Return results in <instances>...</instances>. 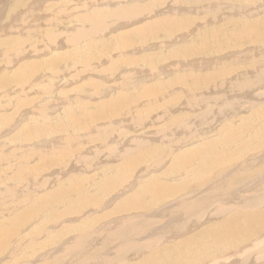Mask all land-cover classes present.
Returning a JSON list of instances; mask_svg holds the SVG:
<instances>
[{"label": "rangeland", "instance_id": "1", "mask_svg": "<svg viewBox=\"0 0 264 264\" xmlns=\"http://www.w3.org/2000/svg\"><path fill=\"white\" fill-rule=\"evenodd\" d=\"M8 1L9 2L7 3V2H5V0H3V1L0 0V3L2 2L0 4V6L3 5L4 2H5V4H8V5L4 6V9L5 8L6 9L2 10L3 13H1L3 17L0 20V23H2L0 25V40H3L4 43L9 42L11 45H13V44L17 43V41H18L17 36L18 35L21 36L22 38H25V39L30 38V37H34L33 40L36 42H39L38 47L39 48L44 47V44L40 43V42H43L41 40L42 38L41 39L36 38L37 36H36L35 30L32 33V35L31 34L29 35L28 27L26 26L25 28H23L25 16L31 12L30 10H32V12L35 13V11H33V10H35V8L32 9L31 7L32 6L36 7L35 3L37 2V4H39V3H41V1H39V0H37V1L36 0H11V1L8 0ZM34 1H35V3H34ZM55 1L54 0H45L44 4L39 5V7L36 9L44 15V16H42L43 19L45 18L44 20L47 21V19H49L48 13H50V16H52L53 14L55 15L56 13L60 12L59 9H63L66 5H67L66 7L68 9L78 8L79 9L78 12L81 13V16H84V15L91 13L92 11H94V9L99 10L101 15H104L106 13L104 15L105 17H103L102 22H100L102 25L100 24L101 25V26L99 25L100 27H98L97 29L91 30L90 35H92V37H91L92 39H89V40H90V42H96L97 40H96V38L94 39V37H96L97 35H98L97 36L98 40H100L101 38L106 40V42L104 44L105 45L104 46L105 52L107 51L106 48L109 47L111 57L114 56L115 52L112 50L113 44H111L112 46L110 45L111 40H109V39L113 38L114 34H115V36H117V34L119 32H121L124 35H126L127 30H129V33H133L132 30L133 31L137 30L139 27L147 24L149 21H152L154 23V25L157 27L158 25H156L157 24L156 22L159 21L161 18L169 19V20L166 19L167 21H173V20L175 22L180 21L178 23H182V24H185L187 26L184 29L179 30L180 32L177 30V31H174L175 33L174 32L169 33V34H172L170 36L171 38L175 37V35H176V37L174 38V39L177 38L176 40H178V39L180 40L181 36H185V38H183L182 40L179 41L178 44H176L177 48L181 47L179 45H185V47H186L188 44L192 43L193 41L194 42L196 41L197 43H199L201 40L204 39V37L206 36L208 31H209V33H211L213 30L214 34L216 31L215 35H216L217 39H223V41L221 43L223 47L220 44V49H218L219 47H217V46H219V44L214 45L212 47L207 48L206 50L201 51L198 55H194V56L189 57L191 59L187 58L190 63H187L186 65H184L185 67L182 65L184 67L183 70H189L187 72H190V70H191V73H193L194 75H196L197 77L200 78V77H204L203 75H206L205 71L208 73L207 70H209L210 68L212 69V67H210L213 65L212 63L215 64L217 62L216 63L217 65H218V63L223 65V63H221V62L224 60V63H226V62L230 63L231 62L230 64L233 67V71H232L233 73L227 74L225 79H223V80H225V84H224V81L219 78L218 80L214 79V80H217L216 83H214L212 85H207V83L209 81L205 83V80L200 78L201 82L200 83L196 82L198 84L197 89H199V90H197L196 93H191V92L187 91L185 88L180 89V87H182V86H179V87L177 86L176 88H175V86H173L174 88L170 87L171 89L168 87L169 88V89H167L168 93H165L166 89L163 90L164 87H161L162 86L161 84H163L165 86V83L167 82V80L170 78H174V76H177V74L182 76V73H177L178 69L177 70L173 69L174 71L169 72V74H167V75H161V74L157 75V77H155L152 80H148V81L140 80L139 84H135L136 79L139 76L130 75L131 70L129 71V69H126V71L128 70L127 72L124 70L121 73V75L119 73V77L115 78L114 80L110 76H108V77L103 76L104 78L102 77L101 79H104L106 81H101V79H99V77H98L100 75H97L98 79L100 80V83L103 82L102 83L103 85L98 83L99 82L98 79H95L96 75H94L95 77H92V79L82 78V80L83 79L84 80L83 81L81 79L78 80V82L80 81L79 83L77 81H75L76 84L74 83V81H72L73 78L72 79L67 78L66 80L62 79L61 81H59V83L62 82L64 84L63 85L61 83L62 84L61 87H63V90H64L63 91L64 97L62 99L59 98V94H58V96L55 95V96H57V97H55L54 94L52 93V90H50L51 87H53L52 83L44 82L43 80L39 83L38 87H40V88L36 87L33 91H31V92H33V94H31V92L26 93L25 89L22 90L21 92H19V94H18V92L16 93V86H9V88L7 89V92L11 93L14 90L13 94L11 96L6 97V99H5V97L0 98V111H1L0 112V196H1V198L4 196L2 199H0V212L5 213L6 207L8 208L9 206L11 207V205H12V207L14 209H16L15 213H17V211H18L17 214H19V212H20V214H21V212L22 213L24 212L23 213L24 216H22L23 218L21 217L22 220L15 221L11 225H10L11 221H10V223L4 221L5 216L4 217L0 216V231H2V232H0V234H1L0 235V241L2 242V245L0 243V246H3L2 248H0L1 249L0 250V264H42L43 263L42 261H44V260H45L44 262H47V264H54V263L57 264V262H58V264H78V263L79 264H83V263L84 264H93V263H95V264H105V263L106 264H111V263L112 264H119V262L120 263L121 262L126 263V264H127V262H128V264H137L140 262V257H141V259L142 258L149 259L152 256V258H153L152 262H153L155 259V254H157V252H161V255H162L161 260L163 261V260H166V259L171 257V256H169V253L165 250V247L168 248L169 245H175V242L185 240V238H188V237L191 238L192 236H195V237L198 236L199 238L194 240V242H192L191 245H186L187 247L184 245L182 249L178 250V252L180 251L181 253H183L182 252L183 249L185 250L184 251L185 255H183L180 258V260L177 261L178 264H183L185 259H186V262L184 264H194V263L195 264H206V263L210 264V262L212 263V261H214L215 259H217L219 257L222 258L221 256L223 254L225 257H227V258H224V260L226 259L227 264L228 263L229 264H261V263L264 264V258H263L264 256L262 257L263 259L260 260V262L255 260L256 259L255 257H257V258L261 257L262 253H260V252L262 250H264V245H263L262 249L260 248V249L254 250V251L251 250L254 253L250 251L245 256H243V255L236 256L235 253H236L237 248H235V249L231 248V246H233V244H230V245L227 244L226 246H224L223 242L218 243V242H214V241L209 242V240L205 241V240H207V239H205L206 238L204 236L205 234H201L203 230H206L205 227H209L210 224L211 225L217 224L219 221H221L224 218V215L226 217V214H221L219 217L214 216L213 214H212L213 216L211 215L212 212L215 213V211L218 209V205L220 203L221 204H225V203L229 204V206H228V211H229V207L231 205L230 203H233L236 201L235 200L236 197H234V196H232V198L234 197L235 199L233 198V200H232V198L230 197L229 200L228 199L221 200L222 202L220 201L219 198H217V200H215L216 209L214 211H212L213 210L212 201L214 202V200L210 201V198H208V196L211 197L212 195L216 194L218 190L219 191L222 190L221 192H224V188H227L228 184H230V185L234 184V185H236L235 189H236V187H237V189H239V193L238 192H237L238 194L236 193L237 195H239L238 198L241 195L251 194L250 196H247L246 199L243 198V200L241 201L242 206L247 205V203H250L251 201H254V200H257L261 203H264V199H262V201H261L262 196H264V170H263L264 169V157H263L264 156V130H262V129L260 130V128L262 126H264V77H263L264 74L261 76L259 74V71H261L260 69L263 68V66H264V57H262V56H264V42L258 41L260 43H256L255 40L238 39V40H234V41L232 40L234 45H233V43L230 45V43L232 41H228L229 43L226 41L227 32L233 33V32H236L237 29L239 30V28H242V26H241L243 23L242 20H246L247 22H251V23L258 22L261 20H262V22H264V0H218V1L217 0H211V1L210 0H157L158 2H156V0H115V1L114 0H100V1L95 0V2L93 3L94 5L92 4L91 6L89 3L90 0H59V1L55 0ZM212 1H214V2H212ZM61 2H63L64 4L63 3L61 4ZM75 2H77V3H75ZM148 3H149V5L155 6V8L153 7L154 8L153 10H150L152 13L150 11L148 12V10H146V9L140 10L144 14L147 13L146 15H144L143 13H141V15H140V13L138 14L137 12H136L137 14H135V13L129 14L128 13L129 14V20H131V19H133V20L130 21L131 23L129 25H125L126 27L125 26L122 27L119 24V23H121L122 19H124V18L121 19V18H117L116 16H111V17L108 16L113 10L114 11L117 10V12H114V11L113 12L116 14H119L120 11H124L127 7H128L127 9L130 11L132 8H134L135 4L136 5L139 4V6L144 7V6H148ZM77 4L80 6H78ZM175 4H177V5H175ZM58 5H59V9L57 7ZM63 5H65V6H63ZM62 6H63V8H62ZM51 7H55V10L48 12ZM129 7H130V9H129ZM158 8H160V9H158ZM155 10H156V13H155ZM99 11H98V13H99ZM52 12H55V13L52 14ZM149 13H150V16H148ZM155 14H157V15L155 16ZM167 14H169V15H167ZM28 16H31V15L28 14ZM133 16L134 17L136 16L135 19ZM32 18H31V21H32ZM12 19H14V21H12ZM202 19L206 20V21L201 22ZM233 19H234V22H233ZM35 20L38 23L36 25H33V27L36 30H39L41 32H45L46 28H49L48 26L46 27V25L43 22L39 23V19H35ZM63 20H66V17H63V19L61 21H63ZM124 20H128V19L125 18ZM154 20H157V21L155 22ZM17 21L18 22L20 21V23L17 24L19 29L15 28L16 27L15 22H17ZM237 21H239L238 23H241V24H238ZM225 22H226V24H230V22L231 23L233 22V23L225 26ZM21 23H23V24H21ZM84 23H86V24H84ZM51 24H54V23H51ZM82 25H85V27H87V28L83 27L84 29H90L89 24H87V22H82V23L78 24V26H75L74 24H71L70 26H67V27H64L63 25L59 26L60 27L59 31L64 33V38L66 39L70 34L73 33L75 28L80 27ZM237 25L240 27H237ZM198 26H199V28H198ZM223 26H225L224 30L222 29ZM54 27H55V31L59 33L58 27L57 26H54ZM112 28H113V30H112ZM123 28L127 29V30H124L125 31L124 32L123 30H121ZM14 29H16V30H14ZM23 29H25V30H23ZM154 29H159V30H158V34H154L152 39L155 40L156 44L160 45L162 48L160 46L157 47L158 50H156V48H154L153 50L155 52H153V54H152V51H150V50L148 51V49H147L146 51L148 52V54L147 53H141V52H137V53L135 52L136 54L134 53V55H136L137 57H140L141 55L144 54L145 57H154L156 59L155 63H157V65H158L161 62L160 56L163 53L162 51L164 49L161 41L163 40V43L167 44V42L170 39L168 38L169 35L167 33L162 34V30H164V28H162V30H160L161 27H157ZM185 29H187V31ZM18 31H19V33H18ZM98 32L102 33V34L100 35ZM116 32H117V34H116ZM218 32L220 34H217ZM129 33L126 35L127 40L128 39L131 40V38H132L129 36ZM174 39L172 38V40H174ZM225 42H226V44H225ZM86 43H88V42H86ZM86 43L84 42V44H86ZM151 43H153V41H151V38H150V40L148 41V46L151 45ZM223 44H225V45H223ZM255 44H257L258 47ZM261 44H262V48H260ZM227 45L229 47H227V49H226ZM235 45H236V47H235ZM259 45H260V47H259ZM83 46L84 47H82V49L77 51V52H79V54L74 52V50L67 49L63 45H61L60 48H61V50L67 49L68 50L67 54L70 53V51H71V53H70L71 55L76 53V57L78 56V59L77 58L74 59V61L72 63L73 64L75 63L76 65L79 66L80 65L79 61L85 55H88L90 53L89 52L90 49L88 50L86 45H83ZM99 46H100L99 49H101L102 46L101 45H99ZM173 46L174 45H170L167 48H165V50H164L165 55L163 54V56H166L167 54H170V52H173ZM231 46H232V48H230ZM233 47H235L237 49L236 52L233 50ZM223 48H225V50H223ZM61 50L57 49L56 50L57 52L56 51L52 52L51 57H54L58 52L61 53ZM217 50H219L221 53L220 52L218 53ZM150 52H151V54H150ZM205 53L208 54L209 58H206L207 55L205 56ZM218 54L219 55L221 54V56H219ZM45 55L49 56L50 53H45ZM211 55H213V56L215 55V57L211 58ZM203 56H205V57H203ZM216 58L218 60H215ZM259 58H260V60H258ZM38 60H41V59H38ZM191 60H192L193 64H192ZM199 60H200V62H199ZM250 60L251 61L255 60L257 63V64L255 63V64L257 66L258 65L259 66L257 67L254 64L253 65L254 67L251 66L252 68L251 67H244L246 64H249V62H251ZM20 61H22V60H20ZM97 61L98 62L96 64L100 63L98 65V67H103V66L106 68H107V66L109 67V60H107V61L105 60L102 62H100L101 60H97ZM195 61L198 63H196ZM59 62L60 63H58V67L56 70L62 71L63 66H65V64L62 63L63 61L62 62L59 61ZM205 62H207V63H205ZM166 63H168V62H166ZM172 63H177V62H176V60H173ZM62 64H63V66L61 67ZM202 64H204L203 65L204 67L202 66ZM192 65L194 66V68H191ZM198 65H200V66L198 67ZM175 66L176 65H174V64L169 65L170 68H175ZM68 67L70 69L73 68V66L72 67L68 66ZM149 67H150V65L147 64L142 69H148ZM44 68H46V66L42 68L41 73H43ZM219 68H220V65H219ZM245 68H247V70H245ZM258 68H260V69H258ZM48 69L49 68L47 67L46 70H48ZM183 70H180V71H183ZM234 70H235V73H234ZM257 71H258V73H257ZM255 74H257V75H255ZM124 75H130L131 79L133 80L132 82H134V83H133V85L128 86V87L126 86L127 84H125L124 88H127L126 90L123 88V86L118 87L117 89L116 88L111 89L112 91H109L110 92L109 96L110 97H111V95L113 97L116 96L115 97L116 99L113 98L112 100H117L116 103H118V95L120 93H124V91H125V93H128V95L127 94L126 95L129 96L130 98H128L127 96L124 95V97H123L124 99L123 98L121 99V101L123 103L128 101V100H131L133 97H139V95H141V94H139L141 92V90L146 89L143 86L148 85V86L152 87L154 91L156 88L158 89V90L156 89L157 93L151 91L152 88H151V90H147L150 92L149 95H152L155 93L157 95L159 94V97H157V95L155 94L156 97L152 98V102H151L152 105L150 104L152 107H149L150 105H147L148 103H150V102H148L150 99H149V96H146V99L139 100V103H137L136 105H133V104L124 105L118 110V112L116 111L117 114L115 115V118L118 117V119L117 118L116 119L119 122L116 119H114V122L111 123L109 120L107 121V119H103V120H101L102 122L99 121L98 123L93 125V127H92V123H90L89 125H86V126H84V124L78 125L79 127L73 126V122L70 119H68L69 115H73L72 113H75L74 116L80 117L81 116L79 114V113H81L79 111L80 107H81L80 104L82 105L83 101H85V102H83V104L87 103L86 102L87 100H88V103L90 102V107L93 108V110L92 109L89 110L90 112H97V110H98V112L102 111L104 109L101 107L103 99L105 100V98H108L109 96L105 97L103 95L98 94L101 92V88L106 87L108 85L112 86L111 84H113V85L116 84V85H114L115 87L118 86L117 83L118 84L122 83L119 81L125 80V79H122V78H124V77H122ZM229 75H230V77H229ZM106 77H107V79H106ZM235 77H236V79H235ZM245 78L246 79L252 78L251 80H253V82H252V84H250L251 88L249 87V89H248V86H243V88L239 86L240 89H236L235 91L232 89L233 91H230L231 89H229V86L231 85V83L232 84H235V83L238 84V82L240 81L239 82V84H240L244 81ZM30 79L28 80L29 84L26 83L28 85V87L33 85V83L31 82L32 78H30ZM110 79H111V82L109 81ZM131 79H129V80H131ZM191 79H193V78H191ZM191 79H189L188 81L189 82L192 81ZM85 80L86 81L92 80V82H94L98 85H101V86H97V85L95 86L92 82H87V83L92 84V85H90V87L89 86L85 87L84 86V84L86 83ZM229 80L231 81V83ZM37 81H39V80H37ZM142 81L145 83H143ZM220 81H222V82H220ZM236 81H238V82H236ZM190 83H188V84L190 85ZM221 84H224V85H221ZM228 84H230V85H228ZM66 85H67V87H66ZM75 85H76V87H75ZM158 85H159V87H158ZM202 85H204L203 86L204 88L202 87ZM49 86H50V89H49ZM78 86L79 87L80 86L85 87L82 91L80 90L81 93H79V87ZM212 86H213V90H212ZM92 87L93 88L97 87V88L96 89L94 88L95 89L94 90ZM239 87H237V88H239ZM230 88H231V86H230ZM70 89H72V90H70ZM85 89L86 90L88 89L87 93H86ZM92 89H93V92H95V93H92L93 96L96 95L94 98L89 97ZM139 89H140V91H139ZM178 89H180L179 93L181 90H183V91H181V92H183V93H181L183 95L180 94V96L177 100V98L176 99L173 98L172 94L178 93ZM202 89H204V90H202ZM60 90H62V89H59L58 93L61 92V94H62V91H60ZM160 90H162V91H160ZM168 90H170V91H168ZM195 90H196V88H195ZM97 91H99V92H97ZM200 93H202L201 96H199ZM204 93H206V95ZM68 94L71 95L72 97L69 96ZM78 94H81V95H78ZM189 94H190V96H189ZM44 95H49V96L46 99H44L43 102H41V101L37 102L32 108H30L29 106L27 108L24 107L21 111L19 110V112L13 111L12 106L8 105V103L10 102V100L12 98H15V99H13L15 102H16V99H18L17 101H19V99L24 100L26 98L24 101H28V103H31V101L36 102L37 99L41 98ZM66 95H68V96H66ZM167 95L170 97H168ZM73 96L75 98L77 96L78 97L80 96L79 100H81V101L83 100V101L80 102L79 100H77L78 97L75 99ZM171 96L173 98L172 99L173 101H171V99H170ZM73 98L76 102L75 101L72 102V100H70L71 101L70 104L66 103V100L73 99ZM96 98H98V99H96ZM167 98H168V100H167ZM188 98H189V100H187ZM53 99H56L58 101L59 100L60 101L65 100V102L62 101V103H60V105L59 104L56 105L57 102H55V100H53ZM165 100H166V102H165ZM169 100H170V102H169ZM174 100L175 101L177 100V103H179V100H180L181 105L184 107H182V106L180 107L179 104H177V106H179V107L176 108L175 107L176 103ZM190 100L191 101L193 100V102L190 103ZM195 100H197V101H195ZM77 101H79V102L77 103ZM99 101L101 102V104ZM162 101L165 103H163ZM19 102H22V100H20ZM44 102H45V104H44ZM74 102L76 105L74 104ZM146 102H148V103H146ZM172 102L175 105H172L173 104ZM194 102L196 105L194 104L193 105L194 107L191 106L192 107L191 108L190 105H192ZM41 104H43V105H41ZM91 104H92V106H91ZM141 104H142V107H141ZM156 104H158L160 107ZM4 105L10 106V108L6 109L5 112L2 111V107ZM71 105L75 109L71 108L72 107ZM154 105H156L157 108ZM164 105H165V107H164ZM186 105H188V106H186ZM30 106H32V105H30ZM43 106H46V107H43ZM136 106H139L140 108L136 107ZM162 106H163L164 110H163V108H161ZM201 106H202V110H201ZM133 107H136L135 109H137V110H133L134 109ZM147 107L149 108L148 110H147ZM25 108L28 111H26ZM33 108L38 109V112L34 113ZM68 108H70V109H68ZM114 108H115V104L113 105V108L111 110V114H113L114 110H116ZM165 108H167V109H165ZM168 108L170 111L168 110ZM170 108H172V109H170ZM188 108H190V109H188ZM203 108H205V109H203ZM208 108H210V109H208ZM87 109H89V108H87ZM150 109H152L153 112ZM207 109L209 110L210 113L208 112ZM94 110H96V111H94ZM145 110H147L148 112ZM165 110L167 113L165 112ZM179 111H181V112L179 113ZM2 112H4V113H2ZM164 112H165V114H164ZM15 113H16V115H15ZM76 113H78L79 115L78 114L76 115ZM159 114L164 115L165 117H167V115L169 114V117L164 118V117H161ZM8 115H10V117H8ZM14 115H15V117H14ZM183 115H184V117H183ZM201 115H203V120L201 118ZM206 115H208V116H206ZM140 116H142V117H140ZM199 116H200V118H199ZM204 116H206V117H204ZM121 117L124 120L122 122H121V120H122ZM124 117H125V119H124ZM191 117H196L197 120H195V118L193 120V119H191ZM19 118H20V120H18ZM119 118L121 120H119ZM176 118H180L179 123L176 121ZM186 118H189V119L193 120V122H196V123H193L192 121L190 122V120L189 119L187 120ZM8 119H10V120H8ZM17 120L20 122H18ZM184 120L187 122L186 123L182 122V123L184 125L188 124L187 126L185 125L186 127L184 126L186 128V130L184 129L183 132H179L184 127H183V124H182V126L178 125V124H180L181 121H184ZM233 120L235 121L234 123L232 122ZM188 121L190 123H188ZM205 121L210 122V124L209 123L204 124ZM258 121H261V122L256 123ZM21 122H22V124H21ZM45 122H49L51 125L49 127L48 126L46 127ZM60 122L62 123L63 126L65 125L64 127L66 129H64V130L59 129ZM103 122H106V123H103ZM109 122H110V124H109ZM114 123H116V124H114ZM191 123H193L191 125V126H193L192 128H190ZM200 123H202L207 130L205 128L203 129L204 126H202ZM113 124H114V126H113ZM176 124L178 125V127L177 126L173 127ZM232 124L234 125L233 127L235 129L239 128L240 131H237L238 133L234 131L233 136L237 139V142H233V143L229 144L227 147L232 148L229 150V148H227V147H225L219 143L221 142L220 141L221 139H224V140H226V138L228 140L233 139V136L232 135L229 136V134L227 132V129L229 130V127ZM243 124L245 126H248L249 128H251L252 131L250 132L249 130H246L245 128H243V129H245V130H243L242 129ZM128 125H130V126H128ZM55 126H56V128H55ZM111 126H113V127L111 128ZM123 126L125 127V129H123ZM196 126H199L198 128L203 129V132H201L202 130L200 131V129L196 130L197 129ZM89 127H90V129H92V128L93 129L89 130ZM166 127L168 128V130L166 129ZM187 127L190 129H188ZM194 127H196V128H194ZM42 128H44L45 130H43ZM126 128L127 129L129 128V130H127ZM156 128H158V130ZM162 128H163V130H162ZM32 129H36V130H32ZM75 129H77V131H75ZM164 129H166V130L164 131ZM192 129H193V131H192ZM194 129L196 130V132L194 131ZM28 130H30L29 133L27 132ZM169 130H171L170 133H173V134H174V132L178 131V133L176 134V137L178 139L176 141L173 140L174 142H172V143H175L178 141V144H180V142L184 138H186V139L188 138L189 140L187 139L186 141L181 143L182 145H184L185 143L187 145H189V143H190V146L179 145V147L180 146H182V147L174 149L173 153L176 155V154H181L184 151L187 152V150H189L190 151V153L188 154L189 161L192 160L191 162L197 163V164H192L190 162L189 166H188L187 165L188 162H187L186 163L187 166L186 165H185L186 167L184 166L185 172L170 173V175L173 174L172 176L178 175L176 178H172V177H170V175H166V177H164V175L166 173H168V170H170V168H172L173 166L174 167L176 166L178 170L179 169L181 170V168L183 167L182 166L183 164L180 163L181 166L178 164V160L172 161L170 158L168 159L169 162L166 160H162L164 158L165 154H169L166 150H168V151L172 150V149H170V147L168 148V146H167V145H169V143L168 144L164 143V142H166V141H164L166 139V137H162L165 134V132H169ZM33 131H35V132H33ZM52 131H53V133H52ZM107 131H110V132L108 133ZM152 131H154V133ZM172 131H174V132H172ZM85 132H86V134H85ZM144 132H145V134H144ZM194 132H195V134H194ZM31 133H33V134H31ZM59 133H60V135H59ZM62 133L65 135V137H64V135H62ZM158 133L159 134L162 133L163 135L160 134L158 136ZM170 133H167L166 136L171 135V137H173L172 134H170ZM204 133H207L206 135H208V136H204L205 135ZM220 134H221V136H219ZM72 135L73 136L76 135V137L74 136L75 138L78 137L77 140L75 138L73 139V140H76L75 142L71 139L73 137ZM201 135H202V137H200ZM124 136L126 137V139ZM66 137L68 139H66ZM159 137H161V138H159ZM86 138H88V139H86ZM112 138H113V140H112ZM160 139H162V140H160ZM106 140H108V141H106ZM70 141L72 142L73 145L71 144ZM246 141L249 143H247L246 145L242 144L243 142L246 143ZM66 142H67V145L63 144ZM138 142H139V144H138ZM59 143H61V144H59ZM75 143H76V145H75ZM146 144H148V145H146ZM223 144L225 145V142H223ZM62 145L64 146V148ZM74 145L76 147H74ZM142 145H144V146H142ZM154 145H156V146H154ZM203 145H205V146H203ZM211 145L212 146L213 145L218 146L219 148H217V149H220V150H218L219 152L221 151L222 153L224 152L225 154H227L226 157H224V155H223V158L226 159V160L224 159L226 161L224 163V168L228 167L227 165L231 164L230 162H228L229 159H232L231 162L235 163L234 166H230V168H232V167H234V168L229 169V171L225 174V175H227L226 176L227 179H225V182L223 180L221 184L220 183H219V185L216 184L217 186L214 185V182H216V180L219 179L218 175L220 173L219 174L217 173V175L215 177L214 173H212V172L210 173V172L205 171L207 168L206 166H208L209 163L212 164V158H213L214 154H211L208 151H207L208 154L201 152L200 154L202 156L200 154L199 155H195V153L193 154V152H196V150H199L198 149L199 147H201L203 149L207 148V150H209ZM151 146H153V147H151ZM139 147L143 148V149H140ZM60 148H62V149H60ZM66 148H68L67 151H66ZM147 149L152 150V155L151 154L150 155L140 154L141 151L147 150ZM177 149H179V150H177ZM241 149H242V151H244L243 153L240 152ZM64 150L67 153H62V151H64ZM108 150H110V152ZM116 150L118 153L116 152ZM236 150H238V151L236 152ZM60 151H61V153H60ZM111 151H112V153H111ZM124 152L125 153L126 152H128V153L132 152V153H131V156L127 153H126L127 156L126 155L124 156V154H123ZM59 153H60V155H59ZM116 153H117L119 159L117 156H115ZM61 154H65L64 157ZM122 154H123V156H119ZM133 154L134 155L136 154V155L134 156ZM229 154H230V156H229ZM67 155H68V157H67ZM109 155H111V156L113 155V156L110 157ZM24 156H26V157L24 158ZM41 156L44 160L41 158ZM60 156H61V158H60ZM239 156L243 157L242 159H240V161H239V158H240ZM124 157L125 158L127 157L126 160H124L125 159ZM121 158L123 161H126L127 163L123 164V161H121ZM199 158L201 160H198ZM40 159H42V160H40ZM148 159H150V160H148ZM206 159H207V161H206ZM203 160H205V161H203ZM210 160H211V162H210ZM41 161H42V164H41L42 167H40ZM68 161H70V162H68ZM114 161H116V162H114ZM128 161H129L130 165H129ZM199 161L203 162V163H201L203 166H200L201 164L199 163ZM159 163H160V165H159ZM161 163L162 164L165 163L166 165L165 164L162 165ZM247 164L248 165L250 164L251 166L250 165L246 166ZM126 165H127V167H128V165H129V167L131 166V168L125 167ZM122 166H124V167H122ZM216 166L220 167L221 165L220 166H218L216 164L214 166L212 165V167H214L212 169L217 171V170H219V168L218 169L215 168ZM38 167H39V169H38ZM73 167H75V168H73ZM204 167H206V168H204ZM221 167L223 168V165ZM33 168H37V169H33ZM43 168H44V171H43ZM125 168H126V171H125ZM190 168H192V170ZM144 169H146V170H144ZM232 170H233V172H232ZM240 170L244 171V177L247 176L248 173L253 172L254 173V175L252 177L253 179L250 178L249 182H244V181H242L243 179H239L238 182H236L237 180L235 181L236 184L228 181L229 179L234 177L236 174H238L237 172L238 171L240 172ZM165 171H166V173H165ZM256 171H258V173ZM187 172H189V173H187ZM233 173H234V175H233ZM56 174H57V176H56ZM69 174H70V176H68ZM72 175H74V176H72ZM122 175H124L125 177L121 178V177H123ZM179 175H181V176L179 177ZM262 175H263V177H262ZM202 176L204 177V179L206 178L205 180H202L204 183L202 181H200L201 179H203ZM211 176L216 179L215 180L213 178L214 182L212 181ZM46 177H47V179L50 178L49 181L46 179ZM51 177L53 179H51ZM56 177H58V180L56 179ZM207 179H208V181H207ZM209 179H210V181H209ZM69 180H71L70 183H69ZM152 180L155 182L161 181L163 186H165L166 188L168 187L169 191L167 193L169 194V196L166 197L167 199L166 198L165 199H157L156 194H154V193H156V190H149L147 188L149 185H151ZM226 180H227V183H226ZM247 180H248V178H247ZM240 181L243 182V185L241 184L242 182H240ZM47 182H48V184H47ZM250 182H251V184H250ZM57 183H59V184L61 183L62 187H59V184L57 185ZM71 183H72V185H71ZM63 184H65V185H63ZM74 184H76V185H74ZM77 184L81 185L80 187L84 189L83 193L75 191ZM111 184L113 186H111ZM246 184L249 185L248 188H247L248 185H246ZM244 185H246V186H244ZM218 186H220V187H218ZM223 186H224V188H223ZM63 187L65 189V193H66V190L69 189V187L71 188L72 191L74 190V193L73 192L70 194L68 193L64 196V197L69 198V201H67L69 203L65 202L63 204V201L61 199H56V200L48 199L46 194L52 195V196L48 195L50 197H55L57 194L61 195V192L62 191L64 192ZM175 187H178V188H175ZM221 187H222V189H221ZM56 188H57V190H56ZM59 188H60V192H59ZM211 189H213V190H211ZM115 190H116V192H114ZM258 190H259V192H258ZM108 191H109V193H108ZM117 191H118V193H117ZM256 191L258 193L256 196H254L253 194ZM159 192L160 191H157V193H159ZM134 193H139V195H140L139 200L137 198H133ZM112 194H114V195L112 196ZM179 194H180V196H179ZM24 195L25 196H32L31 199H26L27 201L31 200L32 202L28 201V202H30V203H28L25 200H24L25 202H22L23 200H20V199ZM109 195H111V196L109 197ZM228 195L229 194L226 193V197ZM258 196L260 197L259 199H258ZM174 197H177V198H174ZM43 198H44V200H43ZM70 198H71V200H70ZM170 199H173V201L168 202L169 204L166 203L167 200H170ZM83 200H84V202H83ZM140 200H142V201H140ZM198 200L204 201L205 209L200 208L197 211L198 214H197V212L193 211L192 213L187 214V218H186L185 213H187V212H183V211H187L186 207L188 209L190 208L191 210L196 211V207L194 205H197L195 203H198L197 202ZM90 201H92V202H90ZM229 201H230V203H229ZM12 202H14V204ZM21 202H22L23 208L20 207ZM98 202L100 203V205ZM118 202L119 203L122 202L123 204L122 203L117 204ZM135 202L137 204H135ZM179 203H181V204H179ZM26 204H28V205L30 204V205L28 206ZM124 204H125V206H124ZM129 204H132V205H129ZM182 204H183V206L188 205V206H185V210H184V208H182L183 206L181 207ZM24 205H26V206H24ZM141 205H142V207H141ZM126 206H128L129 208H130V206H132L133 211H131V210L127 211L128 207H126ZM136 206L137 207L140 206V207H138L140 209H137ZM263 206H264V204H263ZM18 207H20V208H18ZM155 207H157V208H155ZM4 208H5V210H4ZM34 208L37 211L31 212L30 209H33V211H34ZM38 208L40 211L38 210ZM118 208H121L120 210H122V211H120ZM124 208L126 210L123 213ZM134 208H136V211H134ZM209 208H212V210ZM225 208L226 207H224V209ZM231 208L233 209V207H231ZM248 208L251 209L250 206ZM24 209H26L28 212H25L26 210H24ZM116 209H118V210H116ZM177 211L179 212L180 216H179ZM89 212H90V214H88ZM91 212H92V214H91ZM125 212H129V214L125 213ZM175 212L177 214H175ZM181 212H183V213H181ZM200 212H202L201 213L202 216L199 215ZM121 213L126 214V215H123V214L121 215ZM23 214H21V215H23ZM47 214L51 215V216H48ZM66 214H67V216H65ZM127 214H128V216H127ZM130 214L134 217V219ZM191 214H192V216L195 214V217H198V216L202 217V219L200 218L202 221H200L198 219L199 222H197V223L193 222L194 225H196V226L199 225L198 227H196L194 225L191 226V224H190V221H191L190 215ZM204 214H205V216H204ZM56 215H60V216L56 217ZM196 215H198V216H196ZM172 216L174 219L173 218L171 219ZM189 216H190V221L188 218ZM214 218H216V219H214ZM115 219H116V221H115ZM127 219H128V221H127ZM122 221H124V222H122ZM187 221H188V223H186ZM118 222L120 223V227L116 226L118 224ZM121 222L122 223L126 222V223L122 224ZM115 223H116V225H115L116 228L113 226V224H115ZM149 223H150V225H149ZM156 223H158V225ZM181 224H183L184 228ZM52 225H54V227ZM185 225H186V227H187V225H189V228L191 226L189 232L187 231V232H184L182 234H179L181 231H184V229L186 228ZM8 226L11 227V230H14L12 232L15 234V235L10 234L11 235L10 238L9 237L7 238V235L4 233L5 231L7 232L10 230V227H8ZM178 226H179V228H177ZM171 227L172 228L174 227L173 230H176V231L178 230L177 234H176L177 237H176V235H174L176 231L173 232ZM180 227H181V230H180ZM194 227L196 229H194ZM50 228H51V231H50ZM135 229H143L145 232L144 233L145 236L144 235L143 236L137 235V233L140 230L134 231ZM166 229H169L172 232L167 231ZM169 232L172 236H175V237L169 239V237H168ZM213 232L214 231H212L210 234H215V232L214 233ZM162 234H165V236H167V239L163 240L164 236H162ZM5 235H6V237H5ZM160 235H161V237H160ZM258 237H261V234ZM5 238H6V240H5ZM122 238L125 239L126 241L127 240L128 241L127 242L122 241ZM103 239L105 242L103 241ZM4 240L8 243L6 244V242H3ZM130 240H131L132 244L130 243ZM124 242L126 243V245H129V246L126 247ZM157 242L160 244V246ZM4 243H5V245H4ZM104 243H106V244H104ZM143 243H144V245H143ZM147 243H150V244H147ZM151 243L153 244L152 246H151ZM102 244H104V245H102ZM123 245H124V247H123ZM82 246L83 247L85 246V247L83 248ZM87 246L89 247V249H87L88 248ZM229 246H230V248H229ZM74 247H76L77 249ZM243 247L244 246L242 245L238 249H242ZM129 248H130V250H129ZM125 249H127L128 252ZM141 249H142V251H141ZM225 249H226V251H225ZM232 249L235 252H233ZM82 250L84 251L83 253H82ZM86 250H88V251H86ZM148 250H149V252H148ZM156 250H157V252H156ZM186 250H187V252H186ZM213 250H215V251H213ZM228 252H230V255ZM93 253H95L96 255ZM113 253L114 254L116 253V254L114 255ZM133 253L134 254L136 253L138 255L135 254V256H134ZM68 254H70V255H68ZM79 254H80V256H79ZM99 254H100V257H99ZM226 254H228L229 257ZM248 254L250 257L247 256ZM102 255L104 256V259H103ZM209 255H210V257H209ZM95 256H97V259L100 258L99 260H101L100 261L101 263L99 262V260L96 259ZM68 257L69 258L71 257V258L69 259ZM86 257H87V259H86ZM90 258H92L91 261H90ZM237 259H239L240 261ZM85 261H86V263H85ZM150 261L151 260L149 259L148 264ZM252 261H253V263H252ZM177 262L171 263V264H177ZM220 262H222V261H220ZM158 263H160V262H158ZM44 264H46V263H44Z\"/></svg>", "mask_w": 264, "mask_h": 264}, {"label": "bare ground", "instance_id": "2", "mask_svg": "<svg viewBox=\"0 0 264 264\" xmlns=\"http://www.w3.org/2000/svg\"><path fill=\"white\" fill-rule=\"evenodd\" d=\"M3 1V0H2ZM11 1V0H10ZM37 1V0H36ZM39 1H41V3H39V4H37V2L35 3V1H34V3L36 4V7H34V6H30L32 9L33 8H35V10H33V11H35V13L34 12H32V10H30L31 12L30 13H28V14H30L31 16H28V14L25 16V18H24V24L23 23H21V24H23L24 26H23V28H25L26 26L28 27V31H29V35L31 34L32 35V33L34 32V30H35V32H36V38H38V39H41L43 42H40V43H43L44 44V47H42V48H39L38 46H39V42H36V41H34L33 39H34V37H30V38H22L21 36H17V43H15V44H13V45H11L9 42H6V43H4L3 42V40H0V98L1 97H5V99H6V97H8V96H11L12 94H13V91L11 92V93H8L7 92V89L9 88V86H16V93L18 92V94H19V92H21L22 90H24L25 89V91H26V93H30L31 91H33L36 87L37 88H40V87H38L39 86V83L43 80L44 82H48V83H52V85H53V87H51V89H50V86H49V89L50 90H52V93L54 94V96L55 95H57L58 96V94H59V98H63L64 97V94H63V87H61L62 86V82H60L59 83V81H61L62 79H64V80H66L67 78L69 79V78H73L72 79V81H74V83L76 84V82L75 81H77L78 82V80H82V78H84V79H92V77H95L94 75H96V78L95 79H98V77H99V79H101L103 76H110L111 78H113V80L115 79V78H117V77H119V73H120V75H121V73L125 70L126 71V69H129V71L131 70V74L130 75H136V76H139L137 79H136V82H135V84H139V82H140V80H143V81H148V80H152V79H154L155 77H157V75H167V74H169V72H171V71H174V70H177L178 69V71H177V73H182V76H180L179 74H177V76H174V78H170V79H168L167 80V82L165 83V86L163 85V84H161L162 86L161 87H164L163 88V90H165L166 89V91H165V93H168L167 92V89H169L170 87L171 88H174L173 86H175V88L178 86H182V87H180V89L181 88H185L187 91H189V92H191V93H196L197 92V90H199V89H197L198 88V84L197 83H200L201 81V79H203V80H205V83L206 82H208L207 83V85H212V84H214V83H216V81L220 78L221 80H223V79H225V77H226V75L227 74H229V73H233L232 71H233V67H232V65L230 64V63H228V62H226V63H224V60L221 62V63H223V65L222 64H219L218 63V65L215 63H212L213 65L212 66H210V67H212V69L210 70H207L208 71V73L205 71V73H206V75H203L204 77H197L196 75H194L193 73H191V70H190V72H187V71H189V70H183V68L185 67L184 65H186L187 63H190L189 62V60L187 59V58H189V57H191V56H194V55H198L201 51H203V50H206L207 48H209V47H212V46H214V45H218L219 44V46H217V47H219L218 49H220V44L222 43V41H223V39H217V37H216V31H215V34H214V31L212 30V32L211 33H209V31L207 32V34H206V36L204 37V39L203 40H201L199 43H197L196 41L194 42H192V43H190V44H188L186 47H185V45H179V46H181L180 48H177V45L176 44H178L179 43V41L180 40H182L183 38H185V36H181L180 37V40L178 39V40H176V39H174L175 37H176V35H175V37H172L174 40H172V38L170 37L172 34H169L170 32H174V31H179V30H182V29H184L185 27H187L185 24H182V23H178V22H180V21H178V22H175L174 20L173 21H167V20H169V19H167V18H161L159 21H157V20H154L157 24L156 25H158L157 27H161V29L160 30H162V28H164V30H162V34H165V33H167L168 35H169V41L167 42V44H164L163 43V40L161 41L162 42V46H163V53L161 54V56H160V64H158L157 65V63H155L156 62V59L154 58V57H145V55L143 54V55H141L140 57H137L136 55H134V53L136 52H141V53H147L148 54V52L146 51L147 49H148V51L150 50V51H152V54H153V52H155L153 49L154 48H156V50H158L157 49V47H159L160 45H157L156 44V41L155 40H153L152 38H153V36H154V34H158V30L159 29H154V28H157L155 25H154V23L152 22V21H149L147 24H145V25H143V26H141V27H139L137 30H132V32L133 33H129V30H127V29H121V30H127V32L129 33V36L130 37H132L131 38V40L130 39H128L127 40V38H126V35L128 34L127 32H126V35H124L123 33H121V32H119L118 34H117V32H116V34H117V36H115V34L113 35V38H111V39H109V40H111L110 42V45L111 44H113V48H112V50L115 52V54H114V56H112L111 57V53H110V51H109V47H107L106 49H107V51L105 52V42H106V40H104L103 38H101L100 40H98L97 39V36L96 37H94V39L96 38V42H90V40L89 39H92L91 37H92V35H90L91 34V30H93V29H97L98 27H100L102 24L100 23V22H102V20H103V17H105L104 15L106 14H104V15H101V13H100V11L99 10H97V9H94V11H92L91 13H89V14H87V15H84V16H81V13L80 12H78L79 11V9L78 8H73V9H68L65 5H63V6H65L64 8H63V6H62V8L63 9H59V5L57 6L58 7V9H59V11L60 12H58V13H56L55 15L53 14V13H55V12H52V16H50V13H48L49 15H48V18L49 19H47V21L46 20H44L43 19V17L42 16H44L40 11H38V10H36L38 7H39V5H42V4H44V1L45 0H39ZM55 1V0H54ZM59 1V0H58ZM100 1V0H99ZM115 1V0H114ZM211 1V0H210ZM218 1V0H217ZM5 2H9L8 0H5ZM5 2L3 3V5H1L0 6V20H1V18L3 17L2 16V14L1 13H3V11L2 10H5L4 9V6H6V5H8V4H5ZM56 2V1H55ZM64 2V1H63ZM63 2H61V4L63 3ZM95 2V0H90V6L93 4ZM107 2V1H106ZM105 2V3H106ZM156 2H158L157 0H156ZM212 2H214V1H212ZM2 3V2H1ZM0 3V4H1ZM75 3H77V2H75ZM109 3V2H108ZM153 3V2H152ZM161 3V2H160ZM5 4V5H4ZM64 4V3H63ZM111 4V3H110ZM109 4V5H110ZM137 4V3H136ZM135 4V6H134V8H132L130 11L126 8L124 11H120L119 12V14H116V13H114V12H117V10H113L108 16L109 17H111V16H116L117 18H127L128 20H124V19H122V21H121V23H119L122 27L123 26H125V25H129L131 22L130 21H132L133 19H131V20H129V14L130 13H135V14H139L140 13V15H141V13H143V12H141L140 10H148V12L150 11V10H153L154 8H155V6H152V5H149V3H148V6H139V4L138 5H136ZM154 4V3H153ZM164 4V3H163ZM38 5V6H37ZM78 5V4H77ZM94 5V4H93ZM162 5V4H161ZM175 5H177V4H175ZM29 6V5H28ZM78 6H80V5H78ZM154 7V8H153ZM93 8V7H92ZM125 8V7H124ZM193 8V7H192ZM200 8V7H199ZM24 9V8H23ZM27 9V8H26ZM30 9V8H29ZM117 9V8H116ZM129 9H130V7H129ZM158 9H160V8H158ZM52 10H55V7H51L50 9H49V11L48 12H50V11H52ZM105 10V9H104ZM43 11V10H42ZM98 11H99V13H98ZM107 11V10H106ZM5 12V11H4ZM23 12V11H22ZM110 12V11H109ZM137 12V13H136ZM151 12V11H150ZM129 13V14H128ZM152 13V12H151ZM155 13H156V10H155ZM159 13V12H158ZM168 13V12H167ZM173 13V12H172ZM175 13V12H174ZM65 14V15H64ZM128 14V15H127ZM144 14V13H143ZM147 13H145L144 15H146ZM154 14V13H153ZM132 15V14H131ZM157 14H155V16H156ZM166 15V14H165ZM167 15H169V14H167ZM12 16V15H11ZM10 16V17H11ZM15 16V15H14ZM66 17V20H63V21H61L62 19H63V17ZM143 16V15H142ZM148 16H150V13L148 14ZM153 16V15H152ZM33 17V18H32ZM47 17V16H46ZM134 17V16H133ZM136 17V16H135ZM135 17H134V19H135ZM147 17V16H146ZM181 17V16H180ZM185 17V16H184ZM31 18H32V21H31ZM171 18V17H170ZM179 18V17H178ZM183 18V17H182ZM30 19V20H29ZM35 19H39V23L40 22H43L45 25H46V27L48 26L49 28H46V30H45V32H41V31H39V30H36L34 27H33V25H36V24H38L37 22H36V20ZM65 19V18H64ZM120 19V20H121ZM167 19V20H166ZM153 20V19H152ZM171 20V19H170ZM12 21H14V19H12ZM31 23H30V22ZM136 21V20H135ZM202 21H206V20H201V22ZM240 21V20H239ZM239 21H237V23L239 22ZM82 22H87V24H89V28L90 29H84V28H87V27H85V25H82V26H80V27H77V28H75V30L73 31V33L72 34H70L66 39L64 38V33L63 32H61V31H59V29H60V27L59 26H64V27H67V26H70L71 24H74L75 26H78V24H80V23H82ZM152 22V23H151ZM182 22V21H181ZM233 22H234V19H233ZM232 22V23H233ZM242 22L244 23H242V28H239V30L237 31L236 30V32H233V33H228L227 32V36H226V41L228 42V41H234V40H238V39H249V40H255L256 41V43H260V42H258V41H261V42H264V22H262V20L261 21H258V22H254V23H251V22H247L246 20H242ZM20 23V21L18 22H15V28H17V29H19V27L17 26V24H19ZM26 23V24H25ZM51 23H54V24H51ZM65 23V24H64ZM134 23V22H133ZM207 23V22H206ZM231 22H230V24H232ZM2 23H0V25H1ZM4 24V23H3ZM84 24H86V23H84ZM101 24V25H100ZM230 24H226V22H225V26H227V25H230ZM238 24H241V23H238ZM40 25V24H39ZM100 25V26H99ZM54 26H57L58 27V31H59V33L58 32H56L55 31V27ZM203 26V25H202ZM205 26V25H204ZM209 26V25H208ZM225 26H223L222 27V29L224 30L225 29ZM44 27V26H43ZM63 27V28H64ZM84 27V28H83ZM126 27V26H125ZM237 27H240V26H238L237 25ZM21 28V27H20ZM83 28V29H82ZM198 28H199V26H198ZM197 28V29H198ZM103 29V28H102ZM192 29V28H191ZM201 29V28H200ZM206 29V28H205ZM14 30H16V29H14ZM23 30H25V29H23ZM112 30H113V28H112ZM186 31H187V29H185ZM199 30V29H198ZM55 31V32H54ZM191 31V30H190ZM197 31V30H196ZM2 32V31H1ZM61 32V33H60ZM97 32V31H96ZM103 32V31H102ZM125 32V31H124ZM180 32V31H179ZM226 32V31H225ZM10 33V32H9ZM18 33H19V31H18ZM21 33V32H20ZM28 33V32H27ZM99 33V32H98ZM175 33V32H174ZM100 35L102 34V33H99ZM190 34V33H189ZM217 34H220L219 32L217 33ZM25 35V34H24ZM191 35V34H190ZM35 36V35H34ZM221 36V35H220ZM101 37V36H100ZM112 37V36H111ZM2 38V37H1ZM35 38V39H36ZM150 38H151V41H153V43H151V45H149L148 46V41L150 40ZM166 38V37H165ZM167 38V39H168ZM37 39V40H38ZM93 39V40H94ZM149 39V40H148ZM63 40V41H62ZM225 41V40H224ZM233 41L230 43V45L233 43ZM84 42L86 43V42H88V43H86V44H84ZM229 43V42H228ZM199 44V45H198ZM225 44H226V42H225ZM225 44H223V45H225ZM31 45V46H30ZM61 45H63L64 47H66L67 49H70V50H74V52H76V53H78L79 54V52H77V51H79L80 49H82V47H84L83 45H86L87 46V48H88V50H89V54L88 55H85L80 61H79V63H80V65L82 66H78V65H76L75 63L73 64L72 62L74 61V59H78V56L76 57V53H74L73 55H71L70 53H71V51H70V53H68L67 54V49H64V50H61ZM99 45H101L102 46V48L101 49H99ZM170 45H174L173 46V52H170V54H167L166 56H163V54H164V50H165V48H167L168 46H170ZM176 45V46H175ZM229 45V44H228ZM226 46V49H227V47H229V46ZM233 45H234V43H233ZM257 47H258V45L257 44H255ZM112 46V45H111ZM178 46V47H179ZM221 46H222V44H221ZM242 46V45H241ZM161 47V46H160ZM223 47V46H222ZM235 47H236V45H235ZM235 47H233V50L236 52L237 51V49L235 48ZM259 47H260V45H259ZM162 48V47H161ZM230 48H232V46L230 47ZM251 48V47H250ZM260 48H262V44H261V47ZM259 48V49H260ZM57 49H60L61 50V53L60 52H58L54 57H51V54H52V52H55ZM257 49V48H256ZM86 50V49H85ZM223 50H225V48H223ZM112 51V52H113ZM211 51V50H210ZM218 51V53L220 52L219 50H217ZM216 51V52H217ZM232 51V50H231ZM240 51V50H239ZM57 52V51H56ZM215 52V51H214ZM229 52V51H228ZM258 52V51H257ZM45 53H50V55L49 56H46L45 55ZM87 53V52H86ZM135 53V54H136ZM221 53V52H220ZM225 53V52H224ZM223 53V54H224ZM262 53V52H261ZM83 54V53H82ZM150 54H151V52H150ZM213 54V53H212ZM217 54V53H216ZM215 54V55H216ZM226 54V53H225ZM252 54V53H251ZM263 54V53H262ZM81 55V54H80ZM165 55V54H164ZM207 55V56H206ZM215 55L213 56V55H211V58H214L215 57ZM219 55V54H218ZM217 55V56H218ZM205 56H206V58H209L208 57V54H206L205 53ZM205 56H203V57H205ZM216 56V57H217ZM219 56H221V54L219 55ZM50 57V58H49ZM156 57V56H155ZM162 57V58H161ZM227 57V56H226ZM250 57V56H249ZM248 57V58H249ZM262 57H264V56H262ZM261 57V58H262ZM195 58V57H194ZM202 58V57H201ZM205 58V59H206ZM38 59H41V60H38ZM189 59H191V58H189ZM193 59V58H192ZM200 59V58H199ZM234 59V58H233ZM239 59V58H238ZM237 59V60H238ZM20 60H22V61H20ZM30 60V61H29ZM97 60H101L100 62H102V61H107V60H109V67L107 66V68L106 67H98V65L100 64V63H98V64H96L98 61ZM173 60H176V62L177 63H172V61ZM215 60H218L217 58L215 59ZM258 60H260V58L258 59ZM2 61V62H1ZM59 61H63L62 63H64L65 64V66H63V64L61 65V67L63 66V70L62 71H57L56 69H57V67H58V63H60ZM186 61V62H185ZM197 61V60H196ZM195 61V62H196ZM214 61V60H213ZM232 61V60H231ZM247 61V60H246ZM251 61V60H250ZM22 62V63H21ZM66 62V63H65ZM158 62V63H159ZM166 62H168V63H166ZM191 62H192V60H191ZM199 62H200V60H199ZM215 62V61H214ZM219 62V61H218ZM105 63V62H104ZM196 63H198V62H196ZM202 63V62H201ZM205 63H207V62H205ZM256 63V61L255 60H252L251 62H249V64H246L244 67H254L253 65ZM259 63V62H258ZM262 63V62H261ZM260 63V64H261ZM147 64H149L150 65V67L148 68V69H142L144 66H146ZM172 64H174V65H176L175 66V68H170L169 67V65H172ZM192 64H193V62H192ZM234 64V63H233ZM257 64V63H256ZM255 64V65H256ZM95 65V66H94ZM105 65V64H104ZM184 67H183V66ZM204 64H202V66H203ZM219 65H220V68H219ZM222 65V66H221ZM235 65V64H234ZM46 66V68L48 67L49 69L48 70H46V68H44L43 69V73H41V71H42V68L43 67H45ZM68 66H73V68H69ZM78 66V67H77ZM200 65H198V67H199ZM206 66V65H205ZM257 66V65H256ZM259 66V65H258ZM257 66V67H258ZM261 66V65H260ZM204 67V66H203ZM209 67V66H208ZM235 67V66H234ZM251 67V68H252ZM191 68H194V66L192 65L191 66ZM174 69V70H173ZM201 69V68H200ZM254 69V68H253ZM258 69H260V68H258ZM180 70H183V71H180ZM202 70V69H201ZM245 70H247V68H245ZM256 70V69H255ZM254 70V71H255ZM261 71H259V74H260V76L261 75H263L264 74V66H263V68H261L260 69ZM128 71V70H127ZM126 71V72H127ZM198 71V70H197ZM196 72V71H195ZM194 72V73H195ZM201 72V71H200ZM2 73V74H1ZM204 73V74H205ZM234 73H235V70H234ZM257 73H258V71H257ZM196 74V73H195ZM201 74V73H200ZM97 75H100V76H98L97 77ZM130 75H124V76H122V77H124V78H122V79H125V80H121V81H119V82H122L121 84H118L117 83V85L118 86H114V85H116V84H111L112 86H110V85H108V86H106V87H103V88H101V92L100 93H98V94H100V95H103V96H109V91H112L111 89H114V88H118V87H122L123 86V88H124V86H125V84H127L126 86L128 87V86H131V85H133V83L134 82H132L133 80L131 79V77H130ZM255 75H257V74H255ZM129 76V77H128ZM107 77H106V79H107ZM128 77V78H127ZM229 77H230V75H229ZM228 77V78H229ZM263 77H264V75H263ZM262 77V78H263ZM30 78H32V83H33V85L32 86H29L28 87V85L26 84V83H28V80L30 79ZM104 78V77H103ZM127 78V79H126ZM191 78H193V79H191ZM83 79V80H84ZM94 79V78H93ZM98 79V80H99ZM129 79H131V80H129ZM189 79H191L192 81H188ZM214 79H217V80H214ZM235 79H236V77H235ZM252 79V78H251ZM250 78H248V79H244V81L242 82V83H240L239 84V82L238 81H236V82H238V84H232L231 83V81H230V83H231V85L230 84H228V85H230L231 86V88H230V86H229V89H231L230 91H235L236 89H240V87H242L243 88V86H248V89H249V87H250V84H252V82H253V80H251ZM31 80V79H30ZM37 80H39V81H37ZM82 80V81H83ZM118 80V79H117ZM116 80V81H117ZM228 80V79H227ZM36 81V82H35ZM94 81V80H93ZM101 81H106V80H104V79H101ZM110 82H111V79L109 80ZM108 81V82H109ZM115 81V82H116ZM142 81V82H143ZM158 81V80H157ZM224 81V84H225V80H223ZM234 81V80H233ZM35 82V83H34ZM80 82V81H79ZM78 82V83H79ZM85 84H84V86L85 87H90V85H92V84H89V83H87V82H92V80H88V81H86L85 80ZM96 82V81H95ZM98 82V81H97ZM161 82V81H160ZM197 82V83H196ZM204 82V81H203ZM220 82H222V81H220ZM235 82V81H234ZM62 83V84H61ZM67 83V82H66ZM65 83V84H66ZM71 83V82H70ZM95 86L97 85V86H101V85H98V84H96V83H94V82H92ZM98 83H100V80H99V82ZM103 83V82H102ZM102 83H100V84H102ZM143 83H145V82H143ZM159 83V82H158ZM188 83H190V85L188 84ZM29 84V83H28ZM69 84V83H68ZM224 84H221V85H224ZM46 85V84H45ZM64 85V84H63ZM72 85V84H71ZM103 85V84H102ZM143 85V84H142ZM150 85V84H149ZM160 85V84H159ZM159 85H158V87H159ZM114 86V87H113ZM204 85H202V87H203ZM240 86V87H239ZM66 87H67V85H66ZM70 87V86H69ZM75 87H76V85H75ZM79 87V86H78ZM83 86H80L79 87V93H81L80 92V90L82 91L85 87H83ZM143 87H145L146 89L144 90V89H142L141 90V92L139 93V94H141V95H139V97H133L131 100H128V101H126V102H122L121 101V99L124 97V95L125 96H127L128 95V93H125V91H124V93H120L119 95H118V103H116V101L117 100H112L113 98H115V97H113L112 95H111V97L109 96L108 98H105V100L103 99V102H102V104H101V102H100V104H101V107L102 108H104L102 111H100V112H98V110H97V112H90L89 110L90 109H92L93 110V108H91L90 107V102L88 103V100L86 101L87 103H84L83 104V102H85V101H81V100H79V97H78V99L77 100H79L80 102H82V105L80 104V112L81 113H79L81 116L79 117V116H74V114L75 113H72L73 115H69V117H68V119H70L72 122H73V126H78V125H82V124H84V126H86V125H89L90 123H92V127H93V125H95L96 123H98L99 121H101V120H103V119H107V121L109 120L111 123L112 122H114V119H118V117H116L115 118V115L117 114V112H118V110L122 107V106H124V105H129V104H133V105H136L137 103H139V100H141V99H146V96H149V101L148 102H150V103H148V102H146V103H148L147 105H152V98H154V97H156V89H155V91L153 90V88L152 87H150V86H143ZM169 87V88H168ZM209 87V86H208ZM236 87V88H235ZM237 87H239V88H237ZM81 88V89H80ZM93 88V87H92ZM95 88V87H94ZM93 88V89H94ZM97 88V87H96ZM95 88V89H96ZM133 88V87H132ZM151 88H152V90H151ZM170 88V89H171ZM195 88H196V90H195ZM204 88V87H203ZM215 88V87H214ZM251 88V87H250ZM59 89H62V90H60V91H62V94H61V92L60 93H58V90ZM76 89V88H75ZM93 89H92V91H91V93H90V95H89V97H91V98H94L96 95H94L93 96V94L92 93H95V92H93ZM94 89V90H95ZM125 90L127 89V88H124ZM141 89V88H140ZM140 89H139V91H140ZM162 89V88H161ZM180 89H178V93H174V94H172V96H173V98H177V100H178V98H179V96H180V94L181 93H183V92H181V91H183V90H181L180 91V93H179V90ZM233 89V90H232ZM70 90H72V89H70ZM86 90V89H85ZM88 90V89H87ZM87 90H86V93H87ZM91 90V89H90ZM147 90H151V91H153V92H156L155 94H152V95H149L150 94V92L149 91H147ZM158 90V89H157ZM175 90V89H174ZM202 90H204V89H202ZM201 90V91H202ZM212 90H213V86H212ZM243 90V89H242ZM75 91V90H74ZM78 91V90H77ZM123 91V90H122ZM129 91V90H128ZM160 91H162V90H160ZM159 91V92H160ZM168 91H170V90H168ZM238 91V90H237ZM250 91V90H249ZM85 92V91H84ZM97 92H99V91H97ZM203 92V91H202ZM85 93V94H86ZM163 93V92H162ZM188 93V92H187ZM231 93V92H230ZM237 93V92H236ZM245 93V92H244ZM31 94H33V92H31ZM74 94V93H73ZM97 94V93H96ZM112 94V93H111ZM127 94V95H126ZM164 94V93H163ZM170 94V93H169ZM186 94V93H185ZM198 94V93H197ZM205 95H206V93H204ZM37 95V94H36ZM69 95V94H68ZM68 95H66V96H68ZM78 95H81V94H78ZM134 95V94H133ZM138 95V94H137ZM162 95V94H161ZM181 95H183V94H181ZM202 95V93H200V95L199 96H201ZM233 95V94H232ZM260 95V94H259ZM263 95V94H262ZM49 95H44V96H42L41 98H39V99H37L36 100V102H33V101H31V103H28V101H24L23 99H19V101L20 100H22V102H19V101H17L18 99H16V102L13 100V99H15V98H12L11 100H10V102L8 103V105H11L12 106V108H13V111H15V112H19V110L21 111L24 107H30V108H32L37 102H39V101H41V102H43V100L44 99H46L47 97H48ZM57 96H55V97H57ZM69 96H71V95H69ZM163 96V95H162ZM161 96V97H162ZM168 96V95H167ZM172 96H171V101H173L172 99ZM189 96H190V94H189ZM72 97V96H71ZM74 97V96H73ZM76 97V98H77ZM86 97V96H85ZM128 98H130L129 96H127ZM157 97H159V94L157 95ZM165 97V96H164ZM168 97H170V96H168ZM259 97V96H258ZM36 98V97H35ZM67 98V97H66ZM65 98V99H66ZM75 98V97H74ZM74 98L73 99H69V100H66V103H69L70 104V100H72V102L73 101H75L74 100ZM75 98V99H76ZM101 98V97H100ZM166 98V97H165ZM183 98V97H182ZM202 98V97H201ZM222 98V97H221ZM241 98V97H240ZM68 99V98H67ZM85 99V98H84ZM96 99H98V98H96ZM116 99V98H115ZM124 99V98H123ZM126 99V98H125ZM195 99V98H194ZM225 99V98H224ZM235 99V98H234ZM53 100H55V102H57L56 103V105H60V103H62V101L63 100H56V99H53ZM102 100V99H101ZM134 100V101H133ZM155 100V99H154ZM167 100H168V98H167ZM177 100L175 101V103H176V105L173 103L172 105H175V107L177 108V107H181L182 105H181V103H180V100H179V103H177ZM187 100H189V98L187 99ZM215 100V99H214ZM227 100V99H226ZM240 100V99H239ZM69 101V102H68ZM79 101H77V103L79 102ZM98 101V100H97ZM161 101V100H160ZM183 101V100H182ZM195 101H197V100H195ZM234 101V100H233ZM30 102V101H29ZM51 102V101H50ZM63 102H65V100L63 101ZM76 102V101H75ZM75 102H74V104H75ZM163 102V101H162ZM165 102H166V100H165ZM165 102H163V103H165ZM168 102V101H167ZM169 102H170V100H169ZM191 102H193V100L191 101L190 100V103ZM28 103V104H27ZM53 103V102H52ZM142 103V102H141ZM145 103V104H146ZM157 103V102H156ZM183 103V102H182ZM44 104H45V102H44ZM50 104V103H49ZM68 104V105H69ZM73 104V105H74ZM115 104V108L114 109H116V110H114V113L113 114H111V110H112V108H113V105ZM177 104H179V106H177ZM184 104V103H183ZM195 104V102L192 104V105H190V107L192 106V107H194L193 105ZM231 104V103H230ZM3 106L2 107V111H4L5 112V110L6 109H8V108H10V106ZM30 105H32V106H30ZM41 105H43V104H41ZM67 105V104H66ZM76 105V104H75ZM98 105V104H97ZM149 106V107H152V106ZM156 105H158V104H156ZM156 105H154L156 108H157V106ZM196 105V104H195ZM208 105V104H207ZM55 106V105H54ZM72 106V105H71ZM78 106V105H77ZM76 106V107H77ZM91 106H92V104H91ZM95 106V105H94ZM159 106V105H158ZM186 106H188V105H186ZM185 106V107H186ZM198 106V105H197ZM42 107V106H41ZM43 107H46V106H43ZM100 107V106H99ZM131 107V106H130ZM136 107H139V106H136ZM136 107H133L134 109L133 110H137V109H135ZM141 107H142V104H141ZM160 107V106H159ZM158 107V108H159ZM164 107H165V105H164ZM167 107V106H166ZM182 107H184V106H182ZM191 107V108H192ZM256 107V106H255ZM26 108H25V110H26ZM71 108H73V106L71 107ZM87 108H89V109H87ZM140 108V107H139ZM161 108H163V106L161 107ZM160 108V109H161ZM173 108V107H172ZM172 108H170V109H172ZM175 108V109H176ZM228 108V107H227ZM226 108V109H227ZM248 108V107H247ZM40 109V108H39ZM43 109V108H42ZM46 109V108H45ZM56 109V108H55ZM68 109H70V108H68ZM73 109H75V108H73ZM132 109V108H131ZM130 109V110H131ZM149 108L147 107V110H148ZM165 109H167V108H165ZM174 109V108H173ZM188 109H190V108H188ZM203 109H205V108H203ZM208 109H210V108H208ZM207 109V110H208ZM44 110V109H43ZM53 110V109H52ZM101 110V109H100ZM147 110H145V111H147ZM150 110H152V109H150ZM149 110V111H150ZM163 110H164V108H163ZM168 110H169V108H168ZM201 110H202V106H201ZM215 110V109H214ZM219 110V109H218ZM26 111H28V110H26ZM40 111V110H39ZM94 111H96V110H94ZM117 111V112H116ZM139 111V110H138ZM170 111V110H169ZM185 111V110H184ZM217 111V110H216ZM1 112V111H0ZM4 112H2V113H4ZM33 112L34 113H37L38 112V109H35V108H33ZM71 112V111H70ZM69 112V113H70ZM148 112V111H147ZM152 112H153V110H152ZM165 112H166V110H165ZM165 112H164V114H165ZM181 111H179V113H180ZM206 112V111H205ZM208 112H209V110H208ZM141 113V112H140ZM158 113V112H157ZM163 113V112H162ZM167 113V112H166ZM210 113V112H209ZM71 114V113H70ZM78 113H76V115H77ZM78 114V115H79ZM173 114V113H172ZM15 115H16V113H15ZM15 115H14V117H15ZM160 115V114H159ZM182 115V114H181ZM263 115V114H262ZM123 116V115H122ZM126 116V115H125ZM161 117H164V118H167V117H169V114L167 115V117H165L164 115H160ZM159 116V117H160ZM172 116V115H171ZM194 116V115H193ZM196 116V115H195ZM198 116V115H197ZM206 116H208V115H206ZM206 116H204V117H206ZM214 116V115H213ZM222 116V115H221ZM232 116V115H231ZM239 116V115H238ZM8 117H10V115H8ZM7 117V118H8ZM130 117V116H129ZM140 117H142V116H140ZM175 117V116H174ZM183 117H184V115H183ZM189 117V116H188ZM241 117V116H240ZM172 118V117H171ZM170 118V119H171ZM190 118V117H189ZM189 118H186L187 120L189 119ZM194 118H195V120H197V118L196 117H191V119H193L194 120ZM199 118H200V116H199ZM201 118H202V120H203V115H201ZM66 119V118H65ZM116 119V120H117ZM121 119H122V117H121ZM120 118H119V120H121ZM124 119H125V117H124ZM127 119V118H126ZM160 119V118H159ZM169 119V120H170ZM179 119L180 118H176V121L179 123L180 121H179ZM182 119V118H181ZM184 119V118H183ZM191 119H189L190 120V122L192 121L193 122V120H191ZM235 119V118H234ZM238 119V118H237ZM8 120H10V119H8ZM18 120H20V118L18 119ZM17 120V121H18ZM113 120V121H112ZM132 120V119H131ZM168 120V119H167ZM175 120V119H174ZM200 120V119H199ZM231 120V119H230ZM7 121V120H6ZM106 121V122H107ZM118 121V120H117ZM122 121H124L123 119L121 120V122ZM211 121V120H210ZM240 121V120H239ZM262 121V120H261ZM261 121H258V122H256V123H259V122H261ZM18 122H20V121H18ZM81 122V123H80ZM102 122V121H101ZM106 122H103V123H106ZM110 122H109V124H110ZM119 122V121H118ZM182 122H184V123H186L187 121H181V123L180 124H178V125H181L182 126ZM189 121H188V123H190ZM231 122V121H230ZM233 123L235 122L234 120L232 121ZM46 123V127L48 126H50L51 124L49 123V122H45ZM129 123V122H128ZM143 123V122H142ZM163 123V122H162ZM175 123V122H174ZM193 123H196V122H193ZM193 123H191L190 124V126L193 124ZM206 123H209L210 124V122H204V124H206ZM212 123V122H211ZM21 124H22V122H21ZM114 124H116V123H114ZM114 124H113V126H114ZM138 124V123H137ZM161 124V123H160ZM174 125L173 127H175V126H177L178 127V125ZM202 126H204L202 123H200ZM101 125V124H100ZM140 125V124H139ZM151 125V124H150ZM149 125V126H150ZM173 125V124H172ZM186 125V124H185ZM184 124H183V127L185 126ZM188 125V124H187ZM186 125V126H187ZM200 125V126H201ZM217 125V124H216ZM215 125V126H216ZM221 125V124H220ZM65 126V125H64ZM63 125H62V123L60 122V125H59V129L60 130H64V129H66L65 127H64ZM113 126H111V128L113 127ZM116 126V125H115ZM125 126V125H124ZM123 126V129H125V127ZM128 126H130V125H128ZM142 126V125H141ZM168 126V125H167ZM180 126V127H181ZM185 126V127H186ZM234 125L232 124V125H230V127H229V130L227 129V132H228V134H229V136L230 135H234V131L235 132H237V131H240V129L238 128V129H235L234 127H233ZM38 127V126H37ZM36 127V128H37ZM79 127V126H78ZM83 127V126H82ZM88 127V126H87ZM132 127V126H131ZM171 127V126H170ZM176 127V128H177ZM182 128L181 129V131H179V132H183L184 131V129L186 130V128ZM193 126H191L190 128H192ZM197 127V129L196 130H199L200 128H198L199 126H196ZM196 127H194V128H196ZM55 128H56V126H55ZM68 128V127H67ZM138 128V127H137ZM150 128V127H149ZM164 128V127H163ZM163 128H162V130H163ZM188 128V127H187ZM190 128H188V129H190ZM205 128V126L203 127V129ZM243 128H245L246 130H249L250 132L252 131V129L251 128H249L248 126H245L244 124L242 125V129ZM253 128V127H252ZM39 129V128H38ZM43 130H45L44 128H42ZM50 129V128H49ZM58 129V128H57ZM93 129V128H92ZM92 129H90V127H89V130H92ZM95 129V128H94ZM127 129V128H126ZM133 129V128H132ZM157 130H158V128H156ZM166 129L168 130V128L166 127ZM166 129H164V131L166 130ZM203 129H200V131L201 132H203ZM206 129V128H205ZM209 129V128H208ZM245 129H243V130H245ZM251 129V130H250ZM264 130V126H262L261 128H260V130ZM32 130H36V129H32ZM51 130V129H50ZM74 130V129H73ZM87 130V129H86ZM85 130V131H86ZM127 130H129V128L127 129ZM134 130V129H133ZM136 130V129H135ZM139 130V129H138ZM196 130L194 129V131L196 132ZM207 130V129H206ZM58 131V130H57ZM75 131H77V129H75ZM149 131V130H148ZM191 131V130H190ZM192 131H193V129H192ZM28 133L30 132V130H28L27 131ZM33 132H35V131H33ZM82 132V131H81ZM84 132V131H83ZM108 133L110 132V131H107ZM112 132V131H111ZM153 133H154V131H152ZM162 132V131H161ZM171 132V130H169V132H165V134L163 135L162 133H160L161 135H163L162 137H166V139L164 140V141H166V142H164V143H166V144H168L169 143V145H167L168 146V148L170 147V149H172V150H170V151H168V150H166L169 154H165V156H164V158L162 159V160H166V161H168V159L170 158L172 161H174V160H178V164L180 165V163L181 164H183L182 166V168H181V170L179 169H177V167L175 166H173L172 168H170V170H168V173H166V171H165V175H164V177H166V175H170V173H174V172H185L184 171V166L186 165V163H187V165L189 166V163L192 161H189V159H188V154L190 153V151L189 150H187V152H183V153H181V154H174L173 153V151H174V149H176V148H181L182 146H184V145H187L186 143L184 144V145H182L181 143H183L184 141H186L187 139L186 138H184V139H182V141L180 142V144H178V141L177 142H175V143H172V142H174L173 140H177L178 138L176 137V134L178 133V131H176V132H174V131H172V132H174V134L173 133H170ZM195 132H194V134H195ZM199 132V131H198ZM260 132V131H259ZM52 133H53V131H52ZM55 133V132H54ZM65 133V132H64ZM125 133V132H124ZM167 133H170V134H172V136L173 137H171V135H169V136H166V134ZM238 133V132H237ZM31 134H33V133H31ZM57 134V133H56ZM55 134V135H56ZM66 134V133H65ZM68 134V133H67ZM85 134H86V132H85ZM111 134V133H110ZM109 134V135H110ZM143 134V133H142ZM144 134H145V132H144ZM159 133H158V136L160 135ZM205 135L204 136H208V135H206L207 133H204ZM212 134V133H211ZM59 135H60V133H59ZM62 135H64L63 133H62ZM61 135V136H62ZM70 135V134H69ZM78 135V134H77ZM99 135V134H98ZM108 135V136H109ZM197 135V134H196ZM217 135V134H216ZM253 135V134H252ZM32 136V135H31ZM68 136V135H67ZM73 136V135H72ZM75 137H76V135H74ZM72 137L71 139L73 140L75 137ZM90 136V135H89ZM96 136V135H95ZM179 136V135H178ZM203 136V137H204ZM219 136H221V134L219 135ZM64 137H65V135H64ZM87 137V136H86ZM110 137V136H109ZM123 137V136H122ZM125 137V136H124ZM129 137V136H128ZM185 137V136H184ZM200 137H202V135L200 136ZM211 137V136H210ZM226 137V136H225ZM48 138V137H47ZM92 138V137H91ZM96 138V137H95ZM107 138V137H106ZM111 138V137H110ZM109 138V139H110ZM114 138V137H113ZM113 138H112V140H113ZM117 138V137H116ZM159 138H161V137H159ZM198 138V137H197ZM209 138V137H208ZM223 138V137H222ZM66 139H68L67 137H66ZM76 140L78 139V137L77 138H75ZM86 139H88V138H86ZM125 139H126V137H125ZM144 139V138H143ZM201 139V138H200ZM214 139V138H213ZM32 140V139H31ZM48 140V139H47ZM71 140V141H72ZM76 140H73L74 142L76 141ZM103 140V139H102ZM139 140V139H138ZM141 140V139H140ZM147 140V139H146ZM160 140H162V139H160ZM189 140V139H188ZM197 140V139H196ZM199 140V139H198ZM207 140V139H206ZM46 141V140H45ZM70 141V142H71ZM72 141V142H73ZM106 141H108V140H106ZM105 141V142H106ZM221 142L219 143V144H221V145H223V146H225V147H227L229 144H231V143H233V142H237V139L233 136V139H231V140H228L227 138H226V140H224V139H221L220 140ZM241 141V140H240ZM239 141V142H240ZM44 142V141H43ZM72 142H71V144H72ZM89 142V141H88ZM103 142V141H102ZM141 142V141H140ZM149 142V141H148ZM155 142V141H154ZM223 142H225V145L223 144ZM87 143V142H86ZM85 143V144H86ZM135 143V142H134ZM144 143V142H143ZM216 143V142H215ZM247 143H249V142H247L246 141V143H242V144H244V145H246ZM59 144H61V143H59ZM63 144H66L67 145V142L66 143H63ZM88 144V143H87ZM138 144H139V142H138ZM137 144V145H138ZM217 144V143H216ZM241 144V143H240ZM73 145V144H72ZM71 145V146H72ZM75 145H76V143H75ZM74 145V147H76ZM146 145H148V144H146ZM179 145H182V146H180L179 147ZM218 145V144H217ZM63 146V145H62ZM115 146V145H114ZM113 146V147H114ZM133 146V145H132ZM142 146H144V145H142ZM154 146H156V145H154ZM178 146V147H177ZM187 146H190V143H189V145H187ZM186 146V147H187ZM203 146H205V145H203ZM219 146V145H218ZM218 146H216V145H211V147L209 148V150H207V148L206 149H203V148H201V147H199L198 149L199 150H196V152H193V154L195 153V155H199L201 152L202 153H207V151L208 152H210L211 154H214L213 155V158H212V164L211 163H209V165L208 166H206V167H204V168H206V172H212V173H214V176L216 177V175H217V173L219 174L218 175V178L219 179H215L214 177H212V181L215 179L216 180V182H214V185L215 186H217L216 184H218L219 185V183L221 184L222 183V181L224 180V182H225V179H227V175H225L228 171H229V169H232V168H234V167H232V168H230V166H234V164L235 163H233V162H231L232 161V159H229L228 160V162H230L231 164H229V165H227L228 167H225L224 168V163L226 162L225 160V158H223V155H224V157H226V155L227 154H225L224 152L222 153L221 151L219 152L218 150H220V149H217V148H219ZM111 147V146H110ZM109 147V148H110ZM141 147V146H140ZM139 147V148H140ZM147 147V146H146ZM151 147H153V146H151ZM56 148V147H55ZM63 148H64V146H63ZM70 148V147H69ZM72 148V147H71ZM133 148V147H132ZM145 148V147H144ZM150 148V147H149ZM167 148V147H166ZM167 148V149H168ZM227 148H229V147H227ZM60 149H62V148H60ZM67 149L68 148H66V151H67ZM75 149V148H74ZM136 149V148H135ZM140 149H143V148H140ZM159 149V148H158ZM189 149V148H188ZM193 149V148H192ZM191 149V150H192ZM230 149H232V148H229V150ZM54 150V149H53ZM59 150V149H58ZM70 150V149H69ZM68 150V151H69ZM120 150V149H119ZM177 150H179V149H177ZM176 150V151H177ZM247 150V149H246ZM254 150V149H253ZM56 151V150H55ZM65 150L64 151H62V153H67ZM109 152H110V150H108ZM113 151V150H112ZM112 151H111V153H112ZM162 151V150H161ZM238 150H236V152H237ZM252 151V150H251ZM263 151V150H262ZM57 152V151H56ZM116 152H117V150H116ZM227 152V151H226ZM232 152V151H231ZM234 152V151H233ZM240 152H244V151H242V149L240 150ZM58 153V152H57ZM60 153H61V151H60ZM60 153H59V155H60ZM118 153V152H117ZM117 153H116V155L115 156H117L118 157V155H117ZM127 154H129L130 156H131V153L132 152H130V153H128V152H126ZM125 152L123 153L124 154V156L126 155L127 156V154H126ZM252 153V152H251ZM72 154V153H71ZM123 154L122 155H119V156H123ZM140 154H142V155H152V150L151 149H147V150H143V151H141L140 152ZM164 154V153H163ZM208 154V153H207ZM233 154V153H232ZM61 155H63V157H64V155L65 154H61ZM77 155V154H76ZM80 155V154H79ZM134 155V154H133ZM132 155V156H133ZM136 155V154H135ZM134 155V156H135ZM192 155V154H191ZM201 155V154H200ZM27 156V155H26ZM26 156H24V158L26 157ZM73 156V155H72ZM75 156V155H74ZM110 157H112L111 155H109ZM194 156V155H193ZM202 156V155H201ZM212 156V155H211ZM229 156H230V154H229ZM39 157V156H38ZM62 157V158H63ZM67 157H68V155H67ZM78 157V156H77ZM152 157V156H151ZM172 157V158H171ZM191 157V156H190ZM195 157V156H194ZM205 157V156H204ZM240 158H239V161H240V159H242L243 157H241V156H239ZM264 157V156H263ZM41 158H42V156H41ZM60 158H61V156H60ZM108 158V157H107ZM125 158V157H124ZM123 158V159H124ZM127 158V157H126ZM126 158L124 159V160H126ZM238 158V157H237ZM43 159V158H42ZM42 159H40V160H42ZM116 159V158H115ZM118 159H119V157H118ZM133 159V158H132ZM156 159V158H155ZM197 159V158H196ZM225 159V160H224ZM38 160V159H37ZM44 160V159H43ZM73 160V159H72ZM148 160H150V159H148ZM160 160V159H159ZM198 160H201L200 158L198 159ZM234 160V159H233ZM48 161V160H47ZM121 161H123L122 160V158H121ZM120 161V162H121ZM157 161V160H156ZM203 161H205V160H203ZM206 161H207V159H206ZM38 162V161H37ZM57 162V161H56ZM55 162V163H56ZM68 162H70V161H68ZM114 162H116V161H114ZM153 162V161H152ZM159 162V161H158ZM169 162V161H168ZM198 162V161H197ZM210 162H211V160H210ZM54 163V164H55ZM126 164L127 162L126 161H123V164ZM128 163H129V161H128ZM149 163V162H148ZM154 163V162H153ZM152 163V164H153ZM192 164H197V163H193V162H191ZM199 163L201 164V163H203L202 161L200 162L199 161ZM248 163V162H247ZM41 164H42V161H41V163H40V167H42L41 166ZM121 164V163H120ZM119 164V165H120ZM157 164V163H156ZM162 164V163H161ZM165 164V163H164ZM164 164H162V165H164ZM218 165V166H222L223 165V168L220 166V167H215V168H219V170H213L212 168H214V167H212V165L214 166V165ZM227 164V163H226ZM251 164V163H250ZM249 164V165H250ZM255 164V163H254ZM129 165H130V163H129ZM129 165H128V167H127V165L125 166V167H127V168H131V166L129 167ZM134 165V164H133ZM132 165V166H133ZM158 165V164H157ZM159 165H160V163H159ZM166 165V164H165ZM186 165V166H187ZM248 164L246 165V166H249ZM55 166V165H54ZM146 166V165H145ZM156 166V165H155ZM169 166V165H168ZM181 166V165H180ZM185 166V167H186ZM200 166H203L202 164L200 165ZM251 166V165H250ZM59 167V166H58ZM63 167V166H62ZM122 167H124V166H122ZM154 167V166H153ZM171 167V166H170ZM191 167V166H190ZM47 168V167H46ZM67 168V167H66ZM65 168V169H66ZM73 168H75V167H73ZM148 168V167H147ZM168 168V167H167ZM221 168V169H220ZM243 168V167H242ZM249 168V167H248ZM33 169H37V168H33ZM38 169H39V167H38ZM41 169V168H40ZM60 169V168H59ZM112 169V168H111ZM120 169V168H119ZM189 169V168H188ZM187 169V170H188ZM191 170H192V168H190ZM246 169V168H245ZM244 169V170H245ZM263 169V168H262ZM47 170V169H46ZM144 170H146V169H144ZM156 170V169H155ZM186 170V169H185ZM264 170V169H263ZM43 171H44V168H43ZM66 171V170H65ZM69 171V170H68ZM75 171V170H74ZM125 171H126V168H125ZM189 171V170H188ZM194 171V170H193ZM192 171V172H193ZM259 171V170H258ZM258 171H256L257 173H258ZM39 172V171H38ZM71 172V171H70ZM232 172H233V170H232ZM40 173V172H39ZM42 173V172H41ZM57 173V172H56ZM74 173V172H73ZM164 173V172H163ZM187 173H189V172H187ZM238 174H236L234 177H232L231 179H229L228 181H230V182H232V183H235V181L236 182H238V180L239 179H243L242 181H244V182H249V179L251 178V179H253L252 177H253V175H254V173L253 172H250V173H248L247 174V176H245L244 177V171H242V170H240V172L238 171L237 172ZM256 173V174H257ZM176 174V173H175ZM181 174V173H180ZM184 174V173H183ZM206 174V173H205ZM75 175V174H74ZM74 175H72V176H74ZM173 174H171L170 175V177H172V178H176L177 176H172ZM182 175V174H181ZM181 175H179V177L181 176ZM233 175H234V173H233ZM258 175V174H257ZM256 175V176H257ZM56 176H57V174H56ZM65 176V175H64ZM68 176H70V174L68 175ZM123 177H121V178H124L125 176L124 175H122ZM127 176V175H126ZM129 176V175H128ZM161 176V175H160ZM205 176V175H204ZM255 176V177H256ZM115 177V176H114ZM206 177V176H205ZM254 177V178H255ZM260 177V176H259ZM262 177H263V175H262ZM64 178V177H63ZM68 178V177H67ZM163 178V177H162ZM183 178V177H182ZM200 178V177H199ZM202 178L203 179H201L200 181H202V180H205L204 179V177L202 176ZM214 178V179H213ZM247 178H248V180H247ZM46 179H47V177H46ZM50 179V178H49ZM49 179H47L48 181H49ZM51 179H53L52 177H51ZM56 179L58 180V177H56ZM65 179V178H64ZM93 179V178H92ZM110 179V178H109ZM133 179V178H132ZM158 179V178H157ZM193 179V178H192ZM258 179V178H257ZM256 179V180H257ZM46 180V181H47ZM56 180V181H57ZM63 180V179H62ZM61 180V181H62ZM125 180V179H124ZM247 180V181H246ZM66 181V180H65ZM70 181L71 180H69V183H70ZM80 181V180H79ZM87 181V180H86ZM111 181V180H110ZM207 181H208V179H207ZM206 181V182H207ZM209 181H210V179H209ZM242 181H240V182H242ZM52 182V181H51ZM59 182V181H58ZM63 182V181H62ZM95 182V181H94ZM203 182V181H202ZM50 183V182H49ZM53 183V182H52ZM73 183V182H72ZM72 183H71V185H72ZM77 183V182H76ZM86 183V182H85ZM89 183V182H88ZM204 183V182H203ZM226 183H227V180H226ZM229 183V182H228ZM47 184H48V182H47ZM59 183H57V185H58ZM132 184V183H131ZM150 184V183H149ZM164 184V183H163ZM236 184V183H235ZM242 185H243V182L241 183ZM250 184H251V182H250ZM61 185V183L59 184V187H62V185ZM63 185H65V184H63ZM74 185H76V184H74ZM171 185V184H170ZM174 185V184H173ZM176 185V184H175ZM239 185V184H238ZM246 185H248V184H246ZM246 185H244V186H246ZM81 185H78L77 184V187H76V189H75V191H78V192H82L83 193V191H84V189L83 188H81L80 187ZM98 186V185H97ZM106 186V185H105ZM111 186H113L112 184H111ZM147 186V185H146ZM145 186V187H146ZM235 186L236 185H234V184H228L227 185V188H224V186H223V188H224V192H221V191H217V193L216 194H214V195H212L211 197H209L208 196V198H210V201H212V200H214V202L212 201V205H213V210H212V208H209V209H211L212 211H214L215 209H216V202H215V200H217V198H219L220 199V201L221 200H225V199H230V197L232 198V196H234V197H236V201L235 202H233L232 200H233V198H232V202L233 203H230V201H229V203L231 204L230 205V207H229V211H228V206H229V204H227V203H225V204H219L218 205V209L215 211V213L214 212H212L211 213V215L213 214L214 216H220L221 214H226V217H225V215H224V218L221 220V221H219L217 224H210V226L209 227H205L206 228V230H201L202 231V233L201 234H205L204 236L206 237L205 239H207V240H205V241H208L209 240V242L211 241H214V242H223L224 243V246H226L227 244H233V246H231V248H233V249H235V248H237V250H236V256H239V255H243V256H245L248 252H250L251 250H256V249H262L263 248V243H264V206H263V204L264 203H261V202H259V201H257V200H254V201H251L250 203H247V205H241V201L243 200V198L244 199H246V197L247 196H250L251 194H247V195H241L239 198H238V196L239 195H237L238 193H239V189H237V187H236V189L238 190H236L235 189ZM251 186V185H250ZM103 187V186H102ZM218 187H220V186H218ZM249 187V185L247 186V188ZM112 188V187H111ZM110 188V189H111ZM149 190H156V193H154V194H156V197H157V199H165L166 197H168L169 196V194L167 193L169 190H168V187L166 188L165 186H163L162 185V182L160 181H153L152 180V182H151V185H149L148 187H147ZM175 188H178V187H175ZM216 188V187H215ZM73 189V188H72ZM221 189H222V187H221ZM263 189V188H262ZM261 189V190H262ZM54 190V189H53ZM56 190H57V188H56ZM63 190H64V192L62 191L61 192V195L60 194H57L55 197H50V196H52V195H50V194H46L47 195V197H48V199H52V200H56V199H61L62 201H63V204L65 203V202H67V201H69V198H67V197H64L66 194H70V193H74V190L72 191L71 190V188L69 187V189H67L66 190V193H65V189H64V187H63ZM211 190H213V189H211ZM215 190V189H214ZM157 191H160L159 193H157ZM192 191V190H191ZM59 192H60V188H59ZM114 192H116V190L114 191ZM146 192V191H145ZM173 192V191H172ZM238 192V193H237ZM248 192V191H247ZM246 192V193H247ZM258 192H259V190H258ZM257 191L253 194L254 196H256L257 195V193H258ZM104 193V192H103ZM108 193H109V191H108ZM117 193H118V191H117ZM120 193V192H119ZM184 193V192H183ZM224 193V194H223ZM226 193L227 194H229L227 197H226ZM237 193V194H236ZM245 193V192H244ZM56 194V193H55ZM194 194V193H193ZM236 194V195H235ZM48 195H50V196H48ZM82 195V194H81ZM84 195V194H83ZM106 195V194H105ZM114 194H112V196H113ZM117 195V194H116ZM134 195V196H133ZM132 196H133V198H137L138 200H139V198H140V195H139V193H134ZM176 195V194H175ZM191 195V194H190ZM111 195H109V197H110ZM131 196V195H130ZM178 196V195H177ZM179 196H180V194H179ZM178 196V197H179ZM4 197V196H3ZM2 197V198H3ZM31 197L32 196H23L20 200H23L22 202H28V201H31V200H26V199H31ZM43 197V196H42ZM87 197V196H86ZM89 197V196H88ZM91 197V196H90ZM108 197V196H107ZM264 196H262V198H261V201H262V199H264L263 198ZM1 198V196H0V199H2ZM124 198V197H123ZM174 198H177V197H174ZM238 198V199H237ZM260 197L258 196V199H259ZM79 199V198H78ZM86 199V198H85ZM132 199V198H131ZM167 199V198H166ZM248 199V198H247ZM254 199V198H253ZM25 200V201H24ZM43 200H44V198H43ZM70 200H71V198H70ZM95 200V199H94ZM115 200V199H114ZM126 200V199H125ZM137 200V201H138ZM151 200V199H150ZM107 201V200H106ZM123 201V200H122ZM136 201V200H135ZM140 201H142V200H140ZM171 201H173V199H170V200H167V202L166 203H168V202H171ZM207 201V200H206ZM219 201V202H220ZM248 201V200H247ZM17 202V201H16ZM15 202V203H16ZM20 202V201H19ZM22 202H21V205H20V207H22L23 205H22ZM32 202V201H31ZM38 202V201H37ZM83 202H84V200H83ZM90 202H92V201H90ZM108 202V201H107ZM198 203H195V204H197V205H194L195 207H196V211L195 210H191L190 208L188 209L187 207H186V210L187 211H183V212H187V213H185L186 214V218H187V214H190V213H192L193 211L194 212H197L200 208H203V209H205V206H204V201H202V200H198L197 201ZM222 202V201H221ZM228 202V201H227ZM13 204H14V202H12ZM28 203H30V202H28ZM41 203V202H40ZM67 203H69V202H67ZM72 203V202H71ZM99 203V202H98ZM122 203V202H121ZM121 203H117V204H121ZM127 203V202H126ZM142 203V202H141ZM155 203V202H154ZM238 203V204H237ZM123 204V203H122ZM128 204V203H127ZM134 204V203H133ZM135 204H137L136 202H135ZM169 204V203H168ZM179 204H181V203H179ZM200 204V205H199ZM10 205V204H9ZM16 205V204H15ZM14 205V206H15ZM26 205H28V204H26ZM26 205H24V206H26ZM30 205V204H29ZM28 205V206H29ZM33 205V204H32ZM86 205V204H85ZM99 205H100V203H99ZM102 205V204H101ZM129 205H132V204H129ZM153 205V204H152ZM155 205V204H154ZM164 205V204H163ZM162 205V206H163ZM190 205V204H189ZM73 206V205H72ZM76 206V205H75ZM124 206H125V204H124ZM183 206V204L181 205V207ZM185 206H188V205H185ZM185 206H183L182 208H184V210H185ZM251 207V209H249L248 207ZM17 207V206H16ZM20 207H18V208H20ZM42 207V206H41ZM47 207V206H46ZM84 207V206H83ZM90 207V206H89ZM102 207V206H101ZM117 207V206H116ZM120 207V206H119ZM126 207H128V206H126ZM135 207V206H134ZM137 207V206H136ZM138 207H140V206H138ZM137 207V209H140V208H138ZM141 207H142V205H141ZM144 207V206H143ZM180 207V206H179ZM224 207H226L225 209H224ZM231 207H233V209L231 208ZM255 207V208H254ZM23 208V207H22ZM122 208V207H121ZM121 208H118L119 210L121 209ZM131 208V209H130ZM130 208L128 207L127 209V211H129V210H131V211H133L132 210V206H130ZM155 208H157V207H155ZM159 208V207H158ZM161 208V207H160ZM181 208V209H182ZM193 208V207H192ZM248 208V209H247ZM79 209V208H78ZM85 209V208H84ZM118 209H116V210H118ZM145 209V208H144ZM147 209V208H146ZM180 209V208H179ZM261 209V210H260ZM4 210H5V208H4ZM16 209H14L13 207H12V205H11V207L9 206L8 208L6 207V210H5V213H2V212H0V216L1 217H4L5 216V219H4V221L5 222H8V223H10V221H11V223H10V225L13 223V222H15V221H19V220H22L21 219V217L22 216H24V212L22 213L21 212V214H23V215H21L20 214V212H19V214H17L18 213V211H17V213H15L16 211H15ZM24 210H26V209H24ZM29 210V209H28ZM38 210H39V208H38ZM126 209L124 208V210H123V213H124V211H125ZM143 210V209H142ZM148 210V209H147ZM146 210V211H147ZM30 211L31 212H36L37 210L34 208V211H33V209H30ZM40 211V210H39ZM120 211H122V210H120ZM134 211H136V208H134ZM140 211V210H139ZM181 211V210H180ZM25 212H28L27 210L25 211ZM46 212V211H45ZM44 212V213H45ZM72 212V211H71ZM119 212V211H118ZM178 212V211H177ZM183 212H181V213H183ZM30 213V212H29ZM123 213H121V215L123 214ZM125 213H128L129 214V212H125ZM131 213V212H130ZM168 213V212H167ZM201 213L202 212H200V216H202L201 215ZM55 214V213H54ZM63 214V213H62ZM88 214H90V212L88 213ZM91 214H92V212H91ZM128 214H127V216H128ZM134 214V213H133ZM175 214H177L176 212H175ZM174 214V215H175ZM178 214H179V212H178ZM184 214V215H185ZM197 214H198V212H197ZM210 214V213H209ZM48 215V214H47ZM61 215V214H60ZM60 215H56V217H59ZM81 215V214H80ZM114 215V214H113ZM116 215V214H115ZM120 215V214H119ZM120 215V216H121ZM123 215H126V214H123ZM131 215V214H130ZM172 215V214H171ZM212 215V216H213ZM48 216H51V215H48ZM47 216V217H48ZM65 216H67V214L65 215ZM69 216V215H68ZM132 216V215H131ZM170 216V215H169ZM177 216V215H176ZM179 216H180V214H179ZM190 216H191V221H190ZM188 218H189V221H190V224H191V226L192 225H194V223H197V222H199L198 221V219L200 220V221H202L201 219H202V217H199L198 215H196V216H198V217H195V214L192 216V214L190 215ZM204 216H205V214H204ZM203 216V217H204ZM211 216V217H212ZM113 217V216H112ZM118 217V216H117ZM133 217V216H132ZM223 217V216H222ZM23 218V217H22ZM52 218V217H51ZM121 218V217H120ZM124 218V217H123ZM173 218V216L171 217V219ZM201 218V219H200ZM205 218V217H204ZM107 219V218H106ZM117 219V218H116ZM116 219H115V221H116ZM133 219H134V217H133ZM174 219V218H173ZM214 219H216V218H214ZM112 220V219H111ZM119 220V219H118ZM52 221V220H51ZM106 221V220H105ZM127 221H128V219H127ZM156 221V220H155ZM217 221V220H216ZM122 222H124V221H122ZM121 222V223H122ZM154 222V221H153ZM194 222V223H193ZM126 223V222H125ZM125 223H122V224H125ZM139 223V222H138ZM171 223V222H170ZM185 223V222H184ZM186 223H188V221L186 222ZM54 224V223H53ZM155 224V223H154ZM157 225H158V223H156ZM176 224V223H175ZM115 225H116V223L115 224H113V226L115 227ZM149 225H150V223H149ZM180 225V224H179ZM182 226H183V224H181ZM204 225V224H203ZM53 227H54V225H52ZM117 227L119 226L120 227V223L118 222V224L116 225ZM175 226V225H174ZM191 226H190V228H191ZM194 226H196V225H194ZM199 226V225H198ZM198 226H196V227H198ZM8 227H10V226H8ZM185 227H186V225H185ZM7 228V227H6ZM116 228V227H115ZM151 228V227H150ZM172 228V227H171ZM174 228V227H173ZM173 228H172V231L173 232H175L176 230H173ZM177 228H179V226L177 227ZM183 228H184V226H183ZM190 228H189V225H187V227L184 229V231H181L179 234H182V233H184V232H189V230H190ZM13 229V228H12ZM170 229V228H169ZM169 229H166L167 231H170ZM176 229V228H175ZM194 229H196L195 227H194ZM128 230V229H127ZM138 230H140L138 233H137V235H139V236H143L144 235V230L143 229H135L134 231H138ZM180 230H181V227H180ZM4 231V230H3ZM12 231H14V230H11V227H10V230L9 231H5L4 233L7 235V238L9 237L10 238V234H14ZM50 231H51V228H50ZM49 231V232H50ZM87 231V230H86ZM85 231V232H86ZM110 231V230H109ZM163 231V230H162ZM166 231V232H167ZM172 231H170V232H172ZM178 231V230H177ZM177 231L175 232V234L174 235H176L177 234ZM212 231H214L215 232V234H210ZM0 232H2V231H0ZM127 232V231H126ZM170 232H169V234H168V237H169V239L170 238H174L175 236H172L171 234H170ZM213 232V233H214ZM87 233V232H86ZM89 233V232H88ZM106 233V232H105ZM143 233V234H142ZM46 234V233H45ZM44 234V235H45ZM166 234V235H167ZM261 234V237H258L259 235ZM1 235V234H0ZM6 235H5V237H6ZM15 235V234H14ZM13 235V236H14ZM98 235V234H97ZM3 236V235H2ZM1 236V237H2ZM102 236V235H101ZM100 236V237H101ZM145 236V235H144ZM162 236H164V238H163V240H165V239H167V236H165V234H162ZM159 237V236H158ZM160 237H161V235H160ZM176 237H177V235H176ZM154 238V237H153ZM197 238H199L198 236H192L191 238L190 237H188V238H185V240H181V241H178V242H175V245H169L168 246V248H166L165 247V250L169 253V256H171L170 258H168V259H166V260H161L162 259V255H161V252H157V250H156V252H157V254H155V259H154V261L152 262V256H151V258H149L151 261L149 262V264H171V263H176L178 260H180V258L183 256V255H185V253H184V249L182 250V252L183 253H181L180 251L178 252V250H180V249H182L183 248V246L185 245H191V243L192 242H194V240H196ZM96 239V238H95ZM162 239V238H161ZM160 239V240H161ZM5 240H6V238H5ZM3 241V242H6V241ZM159 240V241H160ZM180 240V239H179ZM92 241V240H91ZM90 241V242H91ZM103 241H104V239H103ZM122 241H125V242H127L125 239H123L122 238ZM153 241V240H152ZM85 242V241H84ZM83 242V243H84ZM105 242V241H104ZM124 242V243H125ZM135 242V241H134ZM213 242V243H214ZM0 243H1V245H2V242L0 241ZM8 242H6V244H7ZM117 243V242H116ZM122 243V242H121ZM123 243V244H124ZM130 243H131V240H130ZM138 243V242H137ZM142 243V242H141ZM158 243V242H157ZM212 243V244H213ZM217 243V244H218ZM76 244V243H75ZM101 244V243H100ZM104 244H106V243H104ZM104 244H102V245H104ZM128 244V243H127ZM132 244V243H131ZM139 244V243H138ZM147 244H150V243H147ZM155 244V243H154ZM159 244V243H158ZM205 244V243H204ZM207 244V243H206ZM4 245H5V243H4ZM79 245V244H78ZM85 245V244H84ZM125 245H126V243H125ZM143 245H144V243H143ZM153 244L151 243V246H152ZM244 246L242 249H238L240 246ZM262 245V246H261ZM70 246V245H69ZM99 246V245H98ZM97 246V247H98ZM110 246V245H109ZM127 246H129V245H126V247ZM131 246V245H130ZM159 246H160V244H159ZM216 246V245H215ZM3 246H0V248H2ZM83 247V246H82ZM85 247V246H84ZM83 247V248H84ZM88 247V246H87ZM93 247V246H92ZM100 247V246H99ZM102 247V246H101ZM105 247V246H104ZM123 247H124V245H123ZM187 247V246H186ZM74 248H76V247H74ZM120 248V247H119ZM228 248V247H227ZM229 248H230V246H229ZM77 249V248H76ZM79 249V248H78ZM87 249H89V247L87 248ZM128 249V248H127ZM127 249H125L126 251H127ZM149 249V248H148ZM232 249V251L233 252H235L234 250ZM1 250V249H0ZM84 250V249H83ZM82 250V253L84 252ZM97 250V249H96ZM102 250V249H101ZM124 250V251H125ZM129 250H130V248H129ZM133 250V249H132ZM145 250V249H144ZM147 250V249H146ZM231 250V249H230ZM81 251V250H80ZM86 251H88V250H86ZM99 251V250H98ZM119 251V250H118ZM121 251V250H120ZM141 251H142V249H141ZM159 251V250H158ZM213 251H215V250H213ZM212 251V252H213ZM225 251H226V249H225ZM238 251V252H237ZM253 251H251V252H253ZM111 252V251H110ZM128 252V251H127ZM133 252V251H132ZM148 252H149V250H148ZM155 252V253H156ZM186 252H187V250H186ZM81 253V254H82ZM98 253V252H97ZM126 253V252H125ZM131 253V252H130ZM141 253V252H140ZM146 253V252H145ZM193 253V252H192ZM229 253V255H230V252H228ZM254 253V252H253ZM260 253H262V255H261V257L260 258H257V257H255L256 259V261H259L260 262V260H262L264 257V250H262ZM77 254V253H76ZM93 254H95V253H93ZM101 254V253H100ZM100 254H99V257H100ZM114 254V253H113ZM116 254V253H115ZM114 254V255H115ZM128 254V253H127ZM134 254V253H133ZM136 254V253H135ZM135 254H134V256H135ZM163 254V253H162ZM182 254V255H181ZM187 254V253H186ZM209 254V253H208ZM216 254V253H215ZM221 254V253H220ZM233 254V253H232ZM250 254V253H249ZM249 254L247 255L248 257H250L249 256ZM68 255H70V254H68ZM90 255V254H89ZM96 255V254H95ZM98 255V254H97ZM105 255V254H104ZM130 255V254H129ZM128 255V256H129ZM136 255H138V254H136ZM141 255V254H140ZM222 255V254H221ZM228 257H229V255L228 254H226ZM234 255V254H233ZM78 256V255H77ZM79 256H80V254H79ZM103 256V255H102ZM125 256V255H124ZM127 256V255H126ZM217 256V255H216ZM224 256V254L221 256L222 258H217V259H215L214 261H212V263L210 262V264H227V262H226V259L224 260V258H227V257H223ZM242 256V257H243ZM58 257V256H57ZM64 257V256H63ZM89 257V256H88ZM94 257V256H93ZM96 257V259H97V256H95ZM133 257V256H132ZM166 257V256H165ZM209 257H210V255H209ZM232 257V256H231ZM254 257V256H253ZM263 257V258H262ZM69 258V257H68ZM71 258V257H70ZM69 258V259H70ZM85 258V257H84ZM83 259V258H82ZM86 259H87V257H86ZM89 259V258H88ZM91 259L92 258H90V261H91ZM100 259V258H99ZM99 259H97V260H99ZM103 259H104V256H103ZM106 259V258H105ZM126 259V258H125ZM128 259V258H127ZM143 259V260H142ZM141 259V257H140V262L139 263H137V264H148V261H149V259H144V258H142ZM160 259V260H159ZM241 259V258H240ZM249 259V258H248ZM121 260V259H120ZM124 260V259H123ZM237 260H239V259H237ZM250 260V259H249ZM45 261V260H44ZM44 261H42L43 263L42 264H44V263H46L47 264V262H44ZM68 261V260H67ZM70 261V260H69ZM80 261V260H79ZM84 261V260H83ZM89 261V260H88ZM89 261V262H90ZM101 260H99V262H100ZM112 261V260H111ZM156 261V262H155ZM220 261H222V262H220ZM240 261V260H239ZM82 262V261H81ZM95 262V261H94ZM98 262V261H97ZM96 262V263H97ZM103 262V261H102ZM113 262V261H112ZM119 262V261H118ZM138 262V261H137ZM158 262H160V263H158ZM186 262V259H185V261H184V263ZM220 262V263H219ZM230 262V261H229ZM232 262V261H231ZM248 262V261H247ZM263 262V261H262ZM67 263V262H66ZM85 263H86V261H85ZM101 263V262H100ZM183 263V264H184ZM238 263V262H237ZM246 263V262H245ZM252 263H253V261H252ZM55 264V263H54ZM57 264H58V262H57ZM79 264V263H78ZM84 264V263H83ZM93 264H95V263H93ZM106 264V263H105ZM112 264V263H111ZM119 264H126V263H120L119 262ZM127 264H128V262H127ZM177 264H178V262H177ZM195 264V263H194ZM207 264V263H206ZM229 264V263H228ZM262 264V263H261Z\"/></svg>", "mask_w": 264, "mask_h": 264}]
</instances>
